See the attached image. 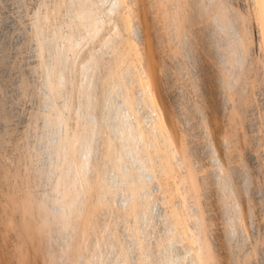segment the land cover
Listing matches in <instances>:
<instances>
[{"label":"rangeland","instance_id":"obj_1","mask_svg":"<svg viewBox=\"0 0 264 264\" xmlns=\"http://www.w3.org/2000/svg\"><path fill=\"white\" fill-rule=\"evenodd\" d=\"M21 2H19V0H0V31H2V32H0V43H2V45L0 44V53L1 54H5L4 56L6 57V58H8V60H6L5 59V57L2 55L1 56V54H0V63L2 62V64H0L1 66H5V68H3V67H1V69H0V138L2 139V140H0V173H2V171H3V173H6L8 176H9V178L7 177V175L6 174H0L1 176H0V201H2V203L4 204H2L3 206H5V204L7 205V204H9V203H11L10 205H11V207H10V205H8L9 207H7L6 206V209H5V211L6 212H4V209H3V212H2V205H1V202H0V216H2L3 214V216L2 217H0V238H1V240L2 239H4L5 241H6V243L9 241V243H8V245H9V247L7 246L6 247V243H5V241L4 240H0V244H2V245H0V256L2 257V262H1V258H0V264L1 263H4V264H22V262L24 261V263L23 264H25V263H28V261H29V263L31 264V263H33L34 261V263L35 264H43L44 262H45V264H48V262H49V259H47L51 254H49L50 252H49V249L47 248L48 246H49V241L50 240H48L47 241V238H50L49 237V235H47V233H45L46 235H47V238H46V235L45 236H42V239H41V234H43L44 235V230H43V233H41V232H39L40 233V240H39V238H37L36 236H37V233H38V230H42V228H41V224L42 223H40L39 224V221H41V220H39V217H36V216H38V214L37 213H34L33 211H32V209L33 210H35L36 208H35V206H32L33 204H35L36 205V201L34 202V200H33V195H31V194H34V197H35V195H36V197H35V199H39V201H38V203H40V201L44 198V196L46 197V194L48 195V196H50L49 197V199H48V197H46V199L48 200H44L45 201V204H42L43 203V200L41 201L42 203H41V205H47V206H45V209H46V207H47V209L49 208L50 210L49 211H51L50 212V214L55 210V206L54 205H56V208L58 207V208H60V209H62V207L64 208L65 206L67 207V209H69V204H71L69 201L71 200V198L73 197V196H75L76 195V191L77 192H81L82 190H80L81 188H83V191L81 192V193H83L81 196H80V199H82L83 200V198H84V200L85 199H89L90 198V195H91V199H93L92 198V194H91V192H90V194H88L89 192H88V190H87V186L86 185H88L91 181H88V180H94L95 179V177H96V171H97V167H99L100 165H101V162H99V160L98 159H100V161H104L102 158H104V154L102 153H99L101 150H103V148L105 147V141L104 140H102V139H104V137H106L107 135H108V133H107V131L105 130V128H104V126H103V124L100 122L101 120H102V118H101V116L100 115H98V113L100 114V112L97 110V112H96V110H94V109H92V108H90V106L88 105V99H86V98H88L87 97V93H86V89L88 88L89 89V86H91L92 84H95V86L94 85H92V86H94V87H96V92L97 93H99V92H101V90H102V87H101V85H100V83L98 82V81H100L99 79L100 78H98L99 76H94V75H92V74H94V73H97V75L99 74V72H100V77L102 76L103 77V75H104V73H106L107 72V66L109 67L110 66V64H111V61H112V59L111 58H109L110 56L112 57L113 55H111L112 54V49H113V46L112 45H114L115 44V42L116 41H114V40H116L117 38H115L118 34H120L121 32L123 33V30H122V28H121V26H120V24H119V19H117V17L119 16V15H121L122 13H123V11L125 10L124 8H125V5H124V2L126 1V0H92V6H94L95 8H94V10L95 11H93L94 13H96V14H94V15H96V17H97V20H98V22H95L96 21V17L95 16H93V22L95 23V24H93L92 23V21H91V26H90V24L89 23H87L86 24V22L87 21H83V24L85 23L86 25H85V27H84V25L83 24H81V22H79V19L81 18V17H79V15L77 16V14L78 13H76V12H78L75 8H74V10L75 11H72V8H70V6L68 5L70 2L69 1H71V0H65V1H67V2H65V3H67V5H68V7L70 8H68V9H66L67 7V5H65L64 4V2H61V0H44L43 2H42V0H20ZM55 1H56V3H59L60 2V4H62L61 5V7L60 8H62V9H57V6H58V4H57V6H55ZM62 1H64V0H62ZM127 1H129V0H127ZM134 1V0H133ZM132 0L130 1V3H131V5L134 7V10L137 12L136 13V15H138L139 16V14L141 15L140 16V18L142 17V13L143 12H141L140 13V11H142L143 10V8L145 9V12H146V16L147 17H149V19H148V21L149 20H151V22H148L149 24V30H150V32H151V34L154 36L152 39H153V44H154V48H155V46H156V49H155V53H157V59H158V61H160L161 62V64H162V73H163V76H161V79L163 78V84L166 86V88H165V86H164V89L166 90L165 91V94H167V93H170V94H168V95H166L167 96V98H168V102L170 103V106H172L173 105V107H171L172 109H174L173 111L175 112V115H178L177 117H179V119H180V121L178 120V118H177V120L179 121L178 122V124L180 123V125L182 126V127H180V128H183L182 129V132H183V134L185 133V135H183V136H185V138L184 139H186L185 141H188L186 144H188L189 146H186V147H188L187 148V154L188 155H184L181 151H176L177 153H176V156H175V159H176V164L175 165H177L176 167L178 168L179 167V163L180 162H182L181 164H180V166L182 165V166H184V167H182L183 169H181V167H179L178 168V170L177 171H179V176L180 177H178L179 179L181 178V176L183 177L185 174V178H186V180L188 179V181H187V183L185 182V185L186 186H183V187H181L180 185V188H181V190H182V193H184L183 191H184V187H185V189H187L186 190V193H185V195H187V196H183L182 194V198H183V200H185V201H183L182 200V202L184 203L185 202V204H183V206H187V208L185 207V211H186V213H187V215L188 216H190V218L188 219V220H190V228H192V231L194 230V229H196L195 230V233H194V231L193 232H190V235H192V234H198V235H196L195 236V240H194V235L193 236H191V237H193L192 239H193V241H194V246H195V251H194V248L193 249H182L184 252H185V250H187V251H190V252H185V255L184 256H182L183 258L186 256L187 257V254L188 253H190L191 255L193 254L194 256L199 252V254H197L196 255V258H198V259H196L193 255V257L196 259V260H198L197 261V263L196 264H210L211 262H214L215 261V259L214 258H216L215 257V254H216V256L219 258H216V261L215 262H219L220 260H222L220 263H218V264H264V75H263V73H264V60L262 61V59L264 58L263 57V54L261 53V54H259L258 52L259 51H257V49L254 47V46H252V45H256V43L254 44L253 42L254 41H256V39H255V37H254V35H251L252 34V32H253V29H252V26H251V24H250V22L252 23L253 21H251V20H253V18H251L250 17V13H251V11H250V13H249V8L247 7V6H245V5H243L241 2H243V0H216V2H217V4H218V2H222V3H219L221 6H224V4L225 5H227V12H229V10L231 11V12H229V13H231V16H233L232 18H233V20H234V23L236 24V30L238 31V29H240L238 32H237V34H238V37H239V39H240V41H238L239 43L238 44H242V42H244V40H245V38H246V36H247V34H249V33H247L248 32V30H249V32H251L250 33V37H248V38H246V44H245V46H247V49L248 50H250V54H246L247 56H244V61H243V63H246V64H248V65H246V64H244V65H246V69L244 70L242 67H244V66H242L241 67V65H243V63L241 64V65H239L238 63V65H236L235 64V62L233 61V60H231L230 58H231V56L230 55H232V59H234V57H233V54H231L230 53V49L228 50V46H230V44L228 43V42H226L225 41V37H227L228 38V36H227V34L226 33H224V31H222V30H220L221 31V33H218V34H216V35H218V36H216V35H214L213 34V32H211V31H213V29H214V27H215V16H216V14H217V11H218V5H216L215 6V0L213 1L212 0V2H214L213 4L210 2L211 0H209V1H207V0H205L206 1V3H204L203 2V0H155V2L156 1H159V2H161V1H163V3L161 4V3H159L158 4V2H156L157 3V5H156V3L154 2V0H153V2H152V0H142L141 2L142 3H144V4H142L141 2H140V0H138V2L136 1H134L135 3H138V4H136V5H134L135 3L133 2ZM224 1H226L225 3H224ZM13 2V3H12ZM72 2H73V0L71 1V4H72ZM202 2V5L204 4H207V5H201L200 3ZM15 3H17V4H15ZM51 4V7H54L53 8V10H55V8L57 9V10H59V12L61 13L62 12V14H60L57 10H55L54 12H53V10H51L50 8L48 9L46 6H43V4L45 5V4ZM75 3V2H74ZM126 3V2H125ZM139 3H141V4H139ZM210 3H211V5L213 6L214 5V8L212 7V6H210ZM46 4V5H47ZM59 4V5H60ZM223 4V5H222ZM14 5V6H13ZM54 5V6H53ZM137 5H139V7L141 8V10L140 9H137V8H139V7H137ZM143 5H145V6H143ZM210 7H209V6ZM230 5V7H228ZM232 5V6H231ZM65 6V7H64ZM72 6H74V5H72ZM146 6H148V7H146ZM234 6V8H232ZM59 7V6H58ZM64 7V8H63ZM75 7V6H74ZM217 7V8H216ZM244 7H245V9H244ZM203 8V9H202ZM208 8H209V10H208ZM229 8H231V9H229ZM47 9V11H45ZM147 9H149V10H147ZM205 9V10H204ZM210 9H211V12H210ZM214 9H215V11L216 12H212V11H214ZM232 9H236L234 12L232 11ZM248 9V10H247ZM49 10H51V12H49ZM63 10V11H62ZM140 10V11H139ZM206 12V10H208L209 11V13H208V11H207V13L208 14H210V17L211 18H213L212 20H210V17L208 16V14L206 15L204 12ZM43 11H45V12H49L48 14H46L45 12L44 13H42ZM55 12L57 13V14H55ZM73 12H75V13H73ZM122 12V13H121ZM147 12H148V14H149V12H150V14L148 15L147 14ZM240 12H241V14L243 15V17L242 16H240L241 14H240ZM42 14V16L44 15V14H46V15H44L45 17L44 18H46V22H48V21H50V22H52L51 24H50V22H48V23H46L45 22V19L44 18H42V16H40L41 14ZM52 13V14H51ZM121 13V14H120ZM216 13V14H215ZM236 13H238V14H236ZM248 13V14H247ZM49 14H51L52 15V17L53 16H58L59 14V16L56 18V19H54V20H52L53 18H55V17H51V15H49ZM54 14V15H53ZM234 14H235V16L237 17V15L240 17H234ZM48 15V16H47ZM75 15H76V19H77V17H78V19L75 21L74 19H75ZM206 15V16H205ZM214 15V16H213ZM244 15H246V17L244 16ZM2 16V17H1ZM50 17V18H49ZM120 17V16H119ZM118 17V18H119ZM153 17V18H152ZM206 17H208V18H206ZM251 18V20H250V18ZM39 18V19H38ZM40 18H42L43 20H41ZM49 18V20H47ZM74 18V19H73ZM239 18V19H238ZM246 20V25H249V26H246V28L248 27V29H246L245 27H244V25L245 24H243V23H245L244 21V19ZM36 19V20H35ZM37 19H38V22H37ZM94 19H95V21H94ZM13 20V21H12ZM39 20L40 21H43V24H44V22H45V24L43 25V26H45V27H41V26H38V23H39V25H41L40 23H42V22H39ZM74 20V21H73ZM116 20H117V22L118 23H116ZM214 20V22H212ZM9 21V22H8ZM72 21L74 22V24H75V22H78V23H76V25H81V27L83 26V28H82V30L81 29H77V28H75L76 27V25H74L73 23H72ZM82 21V20H81ZM90 21H88V22H90ZM35 22H36V24H35ZM9 23V24H8ZM12 23V25H14L13 27H12V25H10ZM20 24V27L18 28V26H19V24ZM97 23V24H96ZM98 23H99V25H98ZM4 24H5V26H4ZM18 24V25H17ZM70 24H73V26H75V27H73L72 25H70ZM117 24H119V26L117 25ZM239 24H241L240 25V28H238L239 27ZM253 24V23H252ZM37 25V26H36ZM50 25V26H49ZM79 25V26H80ZM87 25L89 26V27H91V28H93L94 29V27H93V25H96L95 27V34H93L94 33V30L93 29H91V28H89V27H87ZM150 25H152V26H150ZM213 25V29H211L212 26ZM242 25H243V27H242ZM34 26H36L35 28H34ZM72 27V28H71ZM81 27H79V28H81ZM98 27H100V28H98ZM250 27V28H249ZM47 28V29H46ZM74 28V29H73ZM152 28V29H151ZM42 29H43V31H42ZM45 29V30H44ZM75 29L78 31H76L77 32V34H76V32H74L75 31ZM91 29V30H90ZM98 29L100 30V32H98ZM118 29H121L120 30V33L118 32V31H116V30H118ZM244 30V32H245V37L243 36V33L244 32H242V35L239 33V32H241V30ZM252 29V30H251ZM46 30H49L47 33H45V31ZM71 30H73V32L75 33V35H77V36H75V35H73L74 33L71 31ZM79 30H81L80 31V33H79ZM93 30V31H92ZM41 32V33H38V34H35V33H37V32ZM54 31V32H53ZM97 31V32H96ZM115 31V32H114ZM6 32V33H5ZM55 32H58V33H55ZM93 32V33H92ZM114 33V35H113V37L114 38H112V36H110L112 39V41H111V43H108V47H106V41H105V39H104V41H105V43L103 42V39L102 38H106V36L107 37H109V35L108 34H111V33ZM210 32V33H209ZM217 32H219V31H217ZM8 33V34H7ZM43 33V34H42ZM50 35H49V34ZM60 33V34H59ZM78 33H79V35H78ZM98 33V34H97ZM213 34V37L214 36H216V37H214V39H213V37H212V34ZM222 33H224V34H222ZM247 33V34H246ZM7 34V35H6ZM41 34H42V36H41ZM48 34V35H47ZM61 34H63L64 35V37L61 35ZM219 34H222V36H224V40H223V44L221 43V41L222 40H220V38L221 39H223V37H221ZM46 35H47V37L48 36H52V37H50V38H48V39H50V40H48V39H46L47 37H46ZM57 35V36H56ZM61 35V36H60ZM69 35V36H68ZM70 35H73V36H75V37H72V36H70ZM97 35V36H96ZM239 35H241L242 37H240ZM7 36V37H6ZM41 36V37H40ZM56 36V37H55ZM60 36V37H59ZM68 36V38H66V37ZM105 36V37H104ZM220 36V37H219ZM249 36V35H248ZM253 36V37H252ZM42 38V39H44V40H47L48 41V43L45 41L44 42V40H43V42L41 43L40 41H42V39H40V38ZM55 37V38H54ZM59 37V38H58ZM61 37L63 38V39H65V40H63V39H61ZM76 37H79L78 39H76ZM95 37V38H94ZM100 37H102L101 39H102V42H101V39H100ZM110 37L107 39V41H109V39H110ZM38 38H39V41H38ZM51 38H53L54 40H53V42L51 41ZM58 38V39H57ZM138 40H137V39ZM242 38L244 39V40H242ZM255 40H254V39ZM12 41H11V40ZM55 39H56V41H55ZM68 39V40H67ZM73 39H75V41L76 40H78V41H80V43L79 42H75V41H73ZM99 39H100V42H101V44L103 45L104 44V47L106 48V50H107V48H108V50L111 52H108V51H105V49H103V47L101 46L100 47V45L101 44H99ZM140 39L142 40V35H140V38H139V35L137 36H135V40H136V42L137 43H139L140 42ZM251 39H253V40H251ZM61 41L60 43H59V41ZM70 40V41H69ZM213 40H215L214 42H212ZM220 40V41H219ZM249 40V41H248ZM49 41H51V43H53V44H51ZM63 41H65L66 43H68L67 44V46H66V43L65 42H63ZM139 41V42H138ZM156 41V42H155ZM217 41V42H216ZM218 41L221 43V45H220V43H218ZM250 41H253L252 43L250 42ZM55 42H56V47H55ZM73 42V43H72ZM114 42V43H113ZM248 42V43H247ZM8 43V44H7ZM43 43H45L46 44V47L44 48V46H45V44H43ZM75 43V44H74ZM187 43L189 44V45H187ZM41 44L42 45H44V46H42L41 47ZM50 45V48H49V50L51 49V47L54 49L55 48V50L53 51V53L52 52H49V50H47L46 51V53H45V50L46 49H48L47 47ZM61 44V45H60ZM71 44H74V46L72 45L71 47H69V45H71ZM111 44V45H110ZM191 44V45H190ZM216 45V47L217 48H219V49H217L216 47H214L215 45ZM227 44H229L228 46H227ZM240 44V45H241ZM258 44V43H257ZM218 45H220V46H218ZM222 45H224V48H225V52H224V48H223V46ZM232 45H235V44H232ZM250 45H251V49H250ZM2 46V47H1ZM54 46V47H53ZM57 46H62V47H57ZM66 46V47H65ZM78 46V47H77ZM191 46V47H190ZM249 46V47H248ZM9 47V48H8ZM12 47V48H11ZM72 47H75V48H72ZM111 47V48H110ZM185 47H186V49H185ZM187 47H188V49H187ZM193 47V48H192ZM227 47V48H226ZM254 47V48H253ZM3 48V49H2ZM44 48V49H43ZM59 50H58V49ZM66 48H68V49H66ZM242 48V47H241ZM9 49V50H8ZM52 49V50H53ZM103 49V50H102ZM191 49V50H190ZM243 49V48H242ZM254 49H256V50H254ZM2 50H4V51H2ZM16 50H17V52H16ZM44 50V51H43ZM58 50V51H57ZM64 50V51H63ZM68 50V51H67ZM157 50V51H156ZM188 51V52H186V51ZM193 50V51H192ZM216 50H217V52H216ZM218 50H220V51H218ZM248 50H246V47H245V50L243 49V51H245V53L248 51ZM8 53H7V52ZM43 51V52H42ZM51 51V50H50ZM56 51V52H55ZM102 51H105L106 52V54H105V52L103 53ZM191 51H192V53H191ZM222 51V52H221ZM227 51H229V53L227 52ZM252 51L254 52V51H257V52H254V54L252 53ZM6 52V53H5ZM11 52H13V53H11ZM15 52V53H14ZM54 52H55V54H54ZM59 54H58V53ZM92 53V52H94V53H96L95 55H92V54H94V53H92L91 55H90V57L88 56V54L89 53ZM110 53V56H108L109 54L108 53ZM191 54H190V53ZM216 52V53H215ZM221 52V53H220ZM57 53V54H56ZM64 53V54H63ZM65 53H67L66 55H65ZM97 53H102V54H100L99 56H102L103 54H105V56H107V57H105V56H102V58H100L99 56H98V54ZM188 53V54H187ZM226 53V54H225ZM228 53V54H227ZM245 53H244V55H245ZM248 53V52H247ZM17 54V55H16ZM54 54V55H53ZM158 54H159V56H158ZM190 54V55H189ZM222 54V55H221ZM230 54V55H229ZM52 55V56H51ZM57 55L58 56H60V55H63V57L60 59L59 57H57ZM227 55H229V57H227ZM53 56H54V61H53ZM66 56H68V57H66ZM96 58H95V57ZM220 56H221V58H220ZM226 56V57H225ZM98 57L100 58V59H98ZM106 59H105V58ZM160 59H159V58ZM224 58V60H222L223 58ZM263 57V58H262ZM3 60H2V59ZM15 58V59H14ZM66 58V59H65ZM92 58V59H91ZM195 58V59H194ZM219 58V59H218ZM247 58H248V60H247ZM50 59H51V61H50ZM56 59V60H55ZM221 59V60H220ZM60 62H62L61 64L59 63V61ZM70 60V61H69ZM227 60H230V61H233V63H234V65H236V66H234L233 64H230V61L229 62H227ZM11 63H10V62ZM97 61H102L103 62V64L101 63H98ZM217 63H216V62ZM221 63H220V62ZM4 62H5V64H4ZM17 63L16 65L17 66H19L18 68H16V65H13V64H15V63ZM226 62V63H225ZM248 62V63H247ZM263 63V65H261L262 63ZM9 63V64H8ZM46 63L48 64H50V65H46ZM52 63H54V64H52ZM88 63V64H87ZM216 63V64H215ZM224 63L226 64L225 66H224ZM229 65H228V64ZM91 64V65H90ZM216 65V67H215V65ZM13 65V66H12ZM62 65L63 66H65L66 65V68H71V69H66L65 67H64V69H65V71H63V69L61 70V68H62ZM93 65V67H91ZM94 65H96L95 67H94ZM107 65V66H106ZM233 66L234 68H231V69H229L230 68V66ZM45 66V67H44ZM53 66V67H52ZM60 66V67H59ZM86 66H88V67H86ZM238 66V67H237ZM240 66V67H239ZM8 67V68H7ZM13 67V69L12 70H10L11 68ZM47 67H49V69H47ZM59 67V68H58ZM89 67H90V69H89ZM262 67H263V69H262ZM10 68V69H9ZM51 68H52V71H51ZM53 68H54V70H53ZM58 70H57V69ZM102 68V70H100L99 71V69H101ZM223 68V69H222ZM225 68H226V70H225ZM237 68H239V70H238V73H237ZM3 69V70H2ZM14 69H17V70H15L14 71ZM23 71V75H22V71ZM87 70V74H86V70ZM96 70V72H93L92 70ZM97 69H98V72H97ZM218 69V70H217ZM228 69L230 70V71H232V72H230V71H228ZM234 69H236V70H234ZM244 71V72H247V69H248V75H247V73H245L244 74V72H242V70ZM48 70L49 71H51L50 73H52V72H54L53 73V77L55 76L56 77V79H55V77L53 78L52 77V75L51 74H49V72H48ZM55 70H56V72H55ZM66 70H68L67 72H66ZM90 70V71H89ZM165 70V71H164ZM224 70L226 71V72H224ZM233 70H234V72H236V75L237 74H239L240 72V74H239V76L241 77L240 79L237 77V78H235V77H233V76H235V73H233ZM263 70V71H262ZM20 71V72H19ZM45 71V72H44ZM57 71H58V73H57ZM60 71H62V72H60ZM88 71H89V73H88ZM102 71H104L103 73H102ZM60 72V73H59ZM66 72V73H65ZM70 72V73H69ZM93 72V73H92ZM165 72V73H164ZM228 72H229V74H228ZM2 73H4V74H2ZM13 73V74H12ZM16 73H17V75L18 76H23V78L24 79H26V80H23L22 78H20V77H18L17 75H16ZM45 73V74H44ZM69 73V74H68ZM161 73V74H162ZM232 75H231V74ZM6 74H7V76H6ZM10 74V76L8 77V75ZM16 75V77L17 78H19V79H15V75ZM26 74V75H25ZM64 74V75H63ZM85 74V75H84ZM101 74H103V75H101ZM242 74V75H241ZM258 74V75H257ZM49 75V76H48ZM61 75H63V76H65L66 78H67V80H66V78L65 77H63V76H61ZM70 75V76H69ZM89 75H90V79H91V82L89 83V84H91V85H89L88 84V82L90 81V79H89ZM165 75H166V77H165ZM227 75H228V78H235V79H237V80H234V81H236L235 83H236V86H233V85H235V83H234V81H233V79H228L227 78ZM247 75V76H246ZM255 75H257V76H255ZM12 76V78H10ZM47 76H48V78H47ZM59 76V77H58ZM85 76V77H84ZM229 76H232V77H229ZM242 76H244V78L242 77ZM255 76V77H254ZM7 77V81L5 80V78ZM26 77V78H25ZM51 77L54 79H51ZM69 77V78H68ZM91 77H93V78H91ZM97 78L96 79V82H98L97 84L96 83H93V82H95V79L94 78ZM223 77H225V78H223ZM3 80H2V79ZM30 79V80H28V79ZM85 78V79H84ZM88 78V79H87ZM227 78V79H226ZM244 80H243V79ZM250 79V81L252 82V83H249L248 84V82H250V81H248L247 80V82H246V79ZM255 78L257 79V80H255ZM14 79V80H13ZM22 79V80H21ZM83 79L84 80H86V81H83ZM94 79V80H93ZM2 80V81H1ZM49 81L48 82V86H47V88H46V86L45 85H47V82L46 81ZM50 80L52 81V83H50ZM59 80V81H58ZM62 80V81H61ZM64 80V81H63ZM66 80V81H65ZM88 80V81H87ZM92 80H93V82H92ZM226 81V80H228V81H226L227 82V84L229 83V81H233V84H228V86L230 87H228V86H226V88H225V86H224V82L223 81ZM240 80V81H239ZM3 81H5V82H3ZM11 81V82H10ZM24 81H26V82H24ZM30 81V82H29ZM46 82L45 83V85H44V82ZM55 81H57L58 83H56ZM69 81V82H68ZM82 81H83V83H82ZM220 81H222V82H220ZM245 81V82H244ZM256 81V82H255ZM21 82V83H20ZM55 82V83H54ZM61 84H60V83ZM64 82V83H63ZM67 82H68V85H66L67 84ZM243 82V83H242ZM24 83H26L24 86H25V88H24V86H23V84ZM28 83V84H27ZM53 83H54V85H53ZM237 83H238V86H237ZM242 83V84H241ZM253 83H254V85H256L255 87H254V85H253ZM256 83V84H255ZM3 84V85H2ZM8 84V85H7ZM10 84H12V85H10ZM17 84H18V86H17ZM20 84V85H19ZM84 84V85H83ZM87 84L89 85V86H87ZM219 84H221L220 86H219ZM239 84H241V86L239 85ZM244 84V85H243ZM247 84V85H246ZM250 84L251 85H253V88H255V90H252L253 88L252 87H250ZM14 85V86H13ZM26 85H27V87H26ZM31 85V86H30ZM50 85V86H49ZM53 85V86H52ZM59 85V86H58ZM62 85H66V86H62ZM81 85V86H80ZM83 85V86H82ZM86 85V86H85ZM217 85V86H216ZM8 87V88H6V87ZM19 86H21V87H19ZM32 87V88H30V87ZM98 86H99V88L101 87V90L99 91V88H98ZM214 86H216L215 87V92H214ZM220 87V89H219V87ZM222 86H224V87H222ZM233 86V87H232ZM250 87V90H252V91H250L249 90V87ZM13 87V88H12ZM15 87H16V90H15ZM19 89H18V88ZM23 87V88H22ZM29 87V88H28ZM56 89H55V88ZM61 88V92H60V88ZM68 87V88H67ZM82 87H83V89H82ZM169 87V88H168ZM222 87V88H221ZM241 87V88H240ZM246 87H248V88H246ZM6 88V89H5ZM10 88V90H8ZM29 89V90H27V89ZM49 88V90L47 91V89ZM52 88H54V89H52ZM98 88V89H97ZM206 88H208V90L206 89ZM219 90H218V89ZM225 88V89H224ZM248 89L249 91H247V90H244V89ZM252 88V89H251ZM24 91H23V90ZM46 89V90H45ZM63 89H67V91L66 90H63ZM85 89V90H84ZM222 89V90H221ZM242 89V90H241ZM6 90V91H5ZM27 90V91H26ZM44 90V91H43ZM54 90H56V93H55V91ZM84 91L85 93V95L83 94V93H81V94H83L84 96H86V98H84V96H83V101L80 99V97H82V95L80 94V91ZM98 90V91H97ZM169 90H170V92H169ZM205 90V91H204ZM212 90V91H211ZM224 90V91H223ZM241 92V91H243L242 93H244V94H241L239 91ZM1 91H2V94H4V95H2L1 94ZM21 91V92H20ZM23 91V92H22ZM54 91V92H53ZM63 91H64V93H65V95L67 96H65L64 95V93H63ZM81 91V92H82ZM206 91H207V94H209V95H212V97L211 96H209V95H207L206 94ZM220 92V95L219 96H217L219 93H217V95L215 94L216 92ZM221 91H222V93L223 94H221ZM246 91V92H245ZM47 92V93H46ZM67 92V93H66ZM212 94H211V93ZM249 92V93H248ZM254 92H256L255 94H254ZM171 93H173L172 95H171ZM253 93V94H252ZM46 94V95H45ZM58 96H57V95ZM62 94L64 95V96H62ZM100 94V93H99ZM139 94H141V93H139ZM138 94V95H139ZM213 94L214 95H216V96H213ZM252 94V95H251ZM81 95V96H80ZM142 95V94H141ZM224 95V96H223ZM245 95H247L248 96V98H246L245 97ZM256 95V96H255ZM3 96V97H2ZM47 98H46V97ZM140 96V95H139ZM171 98H170V97ZM209 96V97H208ZM221 96H223V97H221ZM250 96V97H249ZM251 96H252V98H251ZM140 97H142V96H140ZM174 97V98H173ZM211 97V98H210ZM225 97V98H224ZM245 97V98H244ZM9 98V99H8ZM213 98V99H212ZM221 98V99H220ZM243 98V99H242ZM255 98L257 99L258 98V100L257 101H255ZM86 99V100H85ZM142 99H143V101H144V97H142L141 99H139V101L137 102L138 104H137V107L139 108V106L143 103L144 105H142V106H140V109H138L137 107H135L134 108V110L133 109H130V107L128 106V107H125V110H124V116L126 115V116H129L130 114L129 113H127L126 114V110H128V112H134V114H133V112L131 113V115L128 117V118H125L126 119V121L128 122V124H130L131 123V125L132 124H136V123H138V122H141V123H143L144 125H146L147 126V124H148V126H151V124H152V122H150V121H152V120H150L151 119V115H152V110H150V109H148V107H146L145 106V102H143L142 101ZM223 99V100H222ZM224 99H227V100H225V102H227V104L226 105H224L225 104V102H224ZM244 99H247V100H245V104H244ZM251 101H250V100ZM6 100V101H5ZM81 100V101H80ZM85 101H87V102H85ZM172 101H173V104H171L172 103ZM252 101H253V103H252ZM2 102H3V104H2ZM6 102V103H5ZM9 102V103H8ZM79 102L82 104V105H79ZM85 102V103H84ZM216 102V103H215ZM223 102V103H222ZM4 103H5V105H4ZM14 103V104H13ZM83 103H84V105H83ZM213 105H212V104ZM219 103V105H217ZM247 103H248V105H247ZM250 103V104H249ZM2 104V105H1ZM10 104V105H9ZM51 105V106H49L48 107V105ZM217 105V106H215V108L217 109V111L215 110V108L213 107L214 105ZM13 105V106H12ZM47 105V106H46ZM211 105H212V107H211ZM228 105V106H227ZM247 105V106H246ZM254 105V106H253ZM8 106V107H7ZM89 106V107H88ZM143 106H144V108H143ZM51 107V108H50ZM83 107V108H82ZM88 107V108H87ZM142 107V108H141ZM146 107V108H145ZM209 107H211V108H209ZM217 107H220V109L219 108H217ZM225 107V108H224ZM17 108V109H16ZM47 108V109H46ZM80 108V109H79ZM87 108V109H86ZM127 108V109H126ZM139 110H137V109ZM202 108V109H201ZM214 108V109H213ZM223 110H222V109ZM249 108V109H248ZM251 108H252V110H251ZM5 109V110H4ZM11 109V110H10ZM82 109V110H81ZM129 109H130V111H129ZM136 109V110H135ZM141 109H143V110H141ZM148 109V110H147ZM209 109H211L210 111H209ZM248 109V110H247ZM16 110H17V112H16ZM79 110L80 111H82L81 113L79 112ZM89 110V111H88ZM91 110V111H90ZM94 110V113L96 112L97 113V115H95L92 111ZM141 110V111H140ZM147 110V112H145ZM218 113V116H220L219 117V122H220V130H219V133H217V135H216V133L215 132H213L214 131V129H213V127L212 126H210V129L208 128V130L210 131V132H208V130H207V128L206 127H209V125L211 124L212 125V123H211V119L213 118V114H214V112L215 111ZM219 110V111H218ZM247 112H246V111ZM12 111V112H11ZM88 111V112H90L89 114H90V117H91V119L88 117V120L87 119H83V121H80L82 118L80 117L79 118V116H82L83 118H85V117H87V116H89V114H88V112H87V114L88 115H86V112ZM135 111H138V112H135ZM142 111L145 113V114H148V117H149V115H150V117H149V119L147 120L146 118V115L144 114L143 116H141V114H142ZM150 111H152V112H150ZM203 111V112H202ZM245 111V112H244ZM248 111H249V113H250V115L248 116L247 115V113H248ZM251 111H253V112H251ZM15 112V113H14ZM79 112V113H78ZM85 113V115H84V113ZM141 112V113H140ZM202 112V113H201ZM221 112V113H220ZM244 112V113H243ZM14 115H13V114ZM60 114V117H58L59 116V114ZM93 115H92V114ZM141 116V118L140 117H138V114ZM151 113V114H150ZM211 113H213V114H211ZM7 116H6V115ZM12 114V115H11ZM81 114V115H80ZM133 114V115H132ZM204 114V115H203ZM210 114V115H209ZM220 114V115H219ZM211 115H212V118H211ZM246 115H247V118H246ZM253 115V116H252ZM255 115V116H254ZM4 116H6V117H4ZM63 116V117H62ZM98 116V117H97ZM100 116V117H99ZM144 116L146 117L145 119H146V121H145V119H144ZM96 117V118H95ZM253 117V118H252ZM256 119H255V118ZM13 119V120H11V119ZM48 118V120L49 121H45L46 119ZM58 118V119H57ZM59 118H60V120H59ZM98 118H100L101 120H98ZM226 118V121H224V119ZM5 119V120H4ZM63 121H65V122H63ZM223 119V120H222ZM250 119H254L253 121L252 120H250ZM1 120H2V122H1ZM8 120V121H7ZM58 120V121H57ZM89 120H92V121H89ZM93 120H96V125H95V123H94V125L92 126V124H93ZM182 120V121H181ZM213 120V119H212ZM221 120V121H220ZM251 122H249V121ZM5 121V122H4ZM11 123H10V122ZM91 122L90 123V126H89V122H88V124H86V122ZM100 123V126H103L102 127V129L104 130H102V129H100L99 127V124H98V122ZM135 121H137V122H135ZM222 121H224L223 123H222ZM248 121V122H247ZM56 122H58L57 124H56ZM59 122L61 123V124H59ZM83 122H85V124L86 125H88V127H86V125L85 124H82ZM202 122V123H201ZM227 122V124L225 125L224 123H226ZM253 122V123H252ZM2 123V124H1ZM78 123H80V125L78 124ZM3 124H5V125H3ZM7 124V125H6ZM11 124V125H10ZM57 125V126H55V127H53L54 125ZM202 124V125H201ZM224 124V125H223ZM252 125L251 127H250V125ZM53 127H51V126ZM64 127H63V126ZM82 125V126H81ZM85 125V126H84ZM179 125V126H180ZM222 125L223 126H225V128H227V129H225L224 127L222 128ZM7 126V127H6ZM49 126H50V129H48L49 128ZM60 126V127H59ZM99 126V127H98ZM145 126V127H146ZM148 126H147V128H148ZM3 127V128H2ZM42 127H48L47 128V132H46V129H44L43 128V130H42ZM80 127V129H82L83 131L82 132H84L85 134H86V132H87V130H86V128L90 131L91 130V132H89L88 134H90V135H83L82 133H81V130L80 129H78ZM82 127V128H81ZM84 127H86V128H84ZM135 127V126H134ZM5 128V129H4ZM8 128H10V129H8ZM55 128V130H56V132H59V134H56V132L54 133V131H53V129ZM100 129L101 130V132H98V131H100V130H98V131H96L95 129ZM52 129V130H51ZM60 129V130H59ZM85 129V130H84ZM93 129L95 130L94 132L95 133H93ZM212 129V130H211ZM225 129V130H224ZM49 130V131H48ZM78 130V131H77ZM184 130V131H183ZM207 130V131H206ZM9 133H7V132ZM42 131H45V132H43V134H42ZM54 133V136H53V133ZM60 131H61V133H60ZM102 131H103V133H102ZM186 131V132H185ZM222 131V132H221ZM224 131H225V133L226 134H228L229 136L231 135L232 136V139H231V136L229 137L228 135L225 137V135L226 134H224ZM76 132H78V134L76 133ZM80 132V133H79ZM100 134H105V136L103 135V137H102V135L100 136L98 133ZM213 132V133H212ZM14 133V134H13ZM52 133V134H51ZM73 133V134H72ZM94 135H99L98 137L99 138H97L96 136H93V134ZM211 133H212V135H211ZM43 135V136H40V135ZM56 134V135H55ZM72 134V135H71ZM75 134V135H74ZM219 134H221V135H219ZM6 135V136H5ZM11 135H16L15 137L14 136H12L11 137ZM51 135H52V138H51ZM62 135V136H61ZM80 135H83L84 137H82V136H80ZM47 136H50L49 138L51 139H47L46 137ZM56 136V138H54ZM63 136H65V137H63ZM68 136V137H67ZM71 136V137H70ZM79 136V137H78ZM92 136V137H91ZM207 136V137H206ZM9 137V138H8ZM43 137V139H45V140H43V139H41ZM58 137V138H57ZM76 137H77V139H76ZM81 137V138H80ZM91 137V138H90ZM213 137V138H212ZM221 137H224V138H221ZM233 137H234V139H233ZM6 138V139H5ZM64 138V139H63ZM66 138V139H65ZM70 138V140H68ZM75 139V141L76 142H74V139ZM88 138V139H90V140H88L87 139V141H86V139ZM97 139V141H94V140H96ZM212 138V139H211ZM11 139V140H10ZM14 139V140H13ZM40 139H41V141H40ZM49 141V143H50V145H47L49 148V150L46 148L47 146H46V144H48V141ZM54 139H61V140H65V144H66V142L67 141H70V142H72L74 145V147L73 148H75L76 149V154H75V156L73 155V157H72V155L69 153V152H71V148H70V146H68V145H66L65 146V144H63V145H61L62 143H63V141L62 142H60L61 140H58V141H56V140H54ZM80 139L83 141V140H85V143H82V141H80ZM190 139V140H189ZM208 139H211V140H208ZM214 139V140H213ZM230 139L232 140V141H230ZM17 140V141H16ZM92 140H93V142L95 143H91L92 142ZM103 142H102V141ZM225 140H227V141H225ZM253 140V141H252ZM44 141H47V143L45 144L44 143ZM51 141H53L54 143H52ZM79 141V142H78ZM230 141V142H229ZM6 142H9V143H6ZM10 142H12V143H10ZM16 142V143H15ZM39 142H41V143H39ZM84 142V141H83ZM88 142V143H87ZM103 143V147L101 146V144ZM212 142H215V144H213ZM231 142H232V144H231ZM6 143V144H5ZM39 143V144H38ZM51 143H52V145H51ZM81 143V144H80ZM87 143V144H86ZM89 143H91L92 144V146H91V144L89 145ZM218 143H221V145H219ZM223 143H225V145L223 144ZM227 143H228V145L229 146H231V147H229L228 145H227ZM231 145H230V144ZM11 144H12V146H11ZM17 145V147H16V145ZM42 145V147H44L45 149H47V151H48V153H49V151H50V149L52 150V151H54V152H50L49 153V155L51 154L52 155V157H51V155H50V157H51V159H50V157L48 158V160H46V158L49 156L48 155V153H47V156L45 155V154H43V152L44 153H46L47 151L44 149V148H42L41 147V145ZM45 144V145H44ZM55 144V146H53ZM56 144H59V145H56ZM70 144V143H69ZM77 144V145H76ZM83 144H85L84 146H82ZM192 144V145H191ZM233 144H235L234 145V147H233ZM44 145V146H43ZM237 145V146H236ZM2 146V147H1ZM39 148H38V147ZM52 146V148H50ZM63 146V147H62ZM68 146V147H67ZM78 148H77V147ZM81 147V149H80V147ZM217 146V147H216ZM229 148H228V147ZM10 147V148H9ZM16 147V148H15ZM41 147V148H40ZM86 147V149H83V148H85ZM87 147H91V148H87ZM138 147H140L141 148V146L139 145ZM193 147H195V148H193ZM202 147V148H201ZM1 148H2V150H1ZM18 148V149H17ZM59 148L60 150L58 151L57 149ZM64 148V149H63ZM94 148V149H93ZM148 148H149V146H148ZM209 148L211 149H213V150H209ZM221 148H223V149H221ZM226 148H228L227 150H226ZM232 150H231V149ZM236 148H238V149H236ZM5 151H4V150ZM11 149V150H10ZM35 149H36V151H35ZM38 149H41V150H38ZM43 149V150H42ZM56 149V150H55ZM67 149H69V151H66ZM78 149L80 150L79 152H77L78 151ZM105 149V148H104ZM191 149V150H190ZM253 151H252V150ZM7 150H8V152H7ZM37 150L39 151V153H40V151H42V153H40V154H36L35 152H37ZM61 150H63V151H61ZM85 150H87V152L88 151H90L91 150V152H89L88 153V157H87V152L85 151ZM93 150V151H92ZM194 152H193V151ZM233 150H236V151H234V153H230V151H233ZM248 150H251V151H248ZM84 151V152H83ZM189 151V152H188ZM4 152V153H3ZM56 152H58V154H59V159H57L56 157L58 156V154H57V156L55 157L54 155H56ZM60 152V153H59ZM64 152V153H63ZM66 152H68V153H66ZM80 152H82L84 155H81V154H77V153H80ZM86 152V153H85ZM102 152V151H101ZM214 152V153H213ZM219 152V153H218ZM222 152H224V153H222ZM226 152V153H225ZM238 152V153H237ZM240 152L242 153V154H240ZM38 153V152H37ZM55 153V154H54ZM61 153H63V157H62V155H61ZM190 153V154H189ZM192 153V154H191ZM216 153V154H215ZM20 154V155H19ZM43 155V157L42 156H40V155ZM219 154V155H218ZM227 154H229L228 155V157L226 158L225 157V155H227ZM254 154V155H253ZM7 155V156H6ZM44 155H45V157H44ZM61 155V156H60ZM67 155V156H66ZM70 155V156H69ZM79 157H78V156ZM222 155V156H221ZM232 156V159L231 160H229L230 159V157L229 156ZM242 155H244L245 156V158L246 159H243V157H242ZM249 155V156H248ZM3 156H4V158H3ZM20 156H21V158H20ZM65 156V157H64ZM81 156H83V158L81 157ZM90 156V157H89ZM100 158H99V157ZM186 156V157H185ZM219 156H221L222 158L220 159V157ZM239 156V157H238ZM247 156V157H246ZM17 157H19L20 159H18ZM40 157V159L38 160V158ZM41 157L43 158V159H45V160H43V159H41ZM56 158L57 160H60L61 159V157H62V159H61V161H59V163H58V161H57V163H55V165H52L51 163H54L53 161H55L53 158ZM68 157H72V159L75 157V160L73 159V161L74 162H76V163H74L73 161H71V160H69V159H66V158H68ZM85 157H86V161H84V159H85ZM235 157H236V159H235ZM252 157V158H251ZM7 158H8V160H9V162H7L6 160H7ZM36 158H37V160H36ZM65 158V159H64ZM89 158V159H88ZM182 158H183V160H182ZM184 158H186V160L184 159ZM190 158V159H189ZM213 158H215V159H213ZM229 158V159H228ZM237 158H238V160H237ZM239 158H242V160L241 159H239ZM248 158V159H247ZM254 158V159H253ZM23 159V160H22ZM49 159H50V161H52V162H50L49 161ZM53 159V160H52ZM64 159V160H63ZM78 159H79V161H78ZM82 159V161H80ZM91 159V160H90ZM96 159L98 160V161H96ZM225 159V160H224ZM226 159H228V160H226ZM258 159H259V162H258ZM4 160V161H3ZM19 160H22L21 162H22V165H20L21 163L20 162H17V161H19ZM43 160V161H42ZM64 162H63V161ZM69 160V161H68ZM89 160V161H88ZM179 160H182V161H179ZM215 160V161H214ZM224 160V161H223ZM248 162H247V161ZM250 160V161H249ZM257 160V161H256ZM47 161V162H46ZM48 161L50 162V163H48ZM65 161L67 162V164H69V165H67L66 163H65ZM73 162L72 164H70L71 162ZM95 161V162H94ZM178 161H179V163H178ZM220 161V162H219ZM226 161H228L227 163H226ZM234 161H235V164H234ZM244 161V162H243ZM7 162V163H6ZM11 162V163H10ZM14 162V163H13ZM42 162V163H41ZM44 162V163H43ZM56 162V161H55ZM63 163V165L61 164V163ZM83 162V163H82ZM89 162V163H88ZM98 163V165L97 164H95V163ZM148 162V161H147ZM217 162V163H216ZM241 162H243V163H246V164H243V163H241ZM3 163V164H2ZM9 163V164H8ZM20 163V164H19ZM38 163H40V164H42V165H37ZM86 163V164H85ZM100 163V164H99ZM183 163H184V165H183ZM187 163V164H186ZM216 163V164H215ZM218 163L222 166H220V165H218ZM222 163V164H221ZM230 164V166L228 167V165ZM233 163V164H232ZM239 163V164H238ZM241 163V164H240ZM7 164V165H6ZM14 164L15 166H12V165ZM44 164H45V166H44ZM47 164V165H46ZM52 166H51V165ZM57 164H58V166H57ZM62 165V169L63 170H60L61 168H60V166ZM76 165L75 167H77L76 169H75V167L73 166H71V165ZM80 164V165H79ZM88 164V165H87ZM93 164H95V165H93ZM103 164V163H102ZM185 164L187 165V166H185ZM237 164V165H236ZM254 164V165H253ZM3 167H2V166ZM19 165V166H18ZM64 165L66 166L65 168H64ZM86 165V166H85ZM191 166V167H189V166ZM234 165H236L237 166V168H236V166H234ZM238 165H240V166H242L241 168H239L240 166H238ZM244 165H246V167L244 166ZM4 166H5V168H4ZM6 166H7V168H6ZM22 166V167H21ZM35 166H40L39 168L37 167H35ZM50 166V168L52 167V168H54V169H52L53 171H51V170H49L48 169V167ZM68 166H69V168H68ZM95 166H96V171H95V173H94V170L95 169H93V168H95ZM103 165H101V167H102ZM19 167V168H18ZM23 168V169H26L27 170V173H28V171H29V175L25 172V170H23V169H21V168ZM45 167H47L46 169H47V171H46V169H44ZM81 167H83V168H81ZM87 167V171H85V168ZM104 167H105V165H104ZM193 167V168H192ZM10 168H11V172H10ZM12 168H14V169H12ZM42 168L46 171H42L43 173L45 172V173H47V174H43L42 172H40V173H42L43 175H45V176H43V175H40V173H39V171L40 170H42ZM68 168V169H67ZM74 168V169H73ZM187 168H191V169H187ZM226 169V172L224 171V172H222V170L221 169ZM232 168V169H231ZM246 168V169H245ZM22 170V171H20V172H22V177L25 175L26 176V174H27V176L26 177H28V176H30V178H29V180H27V178L24 176L23 177V179H22V183L23 184H25L24 186L23 185H20V184H22L21 182H20V178H21V176H19L20 175V172H19V170ZM35 169H36V171L37 170H39V171H37L38 172V175H36V173H33V172H35ZM55 169H58V170H60L59 172H58V170L57 171H55ZM67 169V170H66ZM69 169H73V171L72 170H70V171H68ZM80 169H82L81 171H80ZM180 169V170H179ZM196 171H195V170ZM221 171H220V170ZM228 169V170H227ZM235 170V172L232 174V170ZM239 170V171H236V170ZM243 169V170H242ZM7 170V171H6ZM66 170V171H65ZM79 170V171H78ZM184 170V173L182 172ZM186 170V171H185ZM214 170H216V171H214ZM246 170V171H245ZM247 170H249V171H247ZM6 171V172H5ZM8 171H9V173L10 174H8ZM15 171H17L16 172V174H15ZM49 171H51L52 173H50ZM62 171V172H61ZM76 171V172H75ZM180 171H181V173H180ZM220 171V172H219ZM227 171H228V173L230 174V172H231V174H232V176L230 177V178H228V180H229V182H230V187H226L227 189H229V192L227 191V193L226 192H224V191H226V190H224L225 188L223 187V179L224 178H226L227 176H229V175H227L228 173H227ZM64 172H70V173H66V174H68V175H66ZM80 172H83L84 174H82V173H80ZM197 172V173H196ZM222 172V173H221ZM239 172V173H238ZM243 172V174H241ZM248 172H249V174H248ZM15 174V176H14V174ZM19 173V174H18ZM24 173H26V174H24ZM52 174L51 176H50V174ZM64 173V175H62ZM75 174L76 176V179L77 180H80V181H82V182H80V181H78V183H77V180L76 179H74L75 181L73 182V178H74V175L73 174ZM89 173V174H88ZM182 173L184 174V175H182ZM189 173V175L191 174V173H193L192 175H194V177H192V176H189V177H191L190 179L192 180L193 178H195V176H196V179L193 181H190V179L188 178V176H187V174ZM220 173V174H219ZM224 173V174H223ZM227 173V174H226ZM24 174V175H23ZM35 174V175H34ZM72 174V175H71ZM77 174H81V175H77ZM94 174V176H91V175H93ZM219 174V175H218ZM70 175V176H69ZM86 175V176H85ZM87 175H88V178H86L87 177ZM89 175H90V179H89ZM223 175V176H222ZM241 175V176H240ZM13 176V177H12ZM19 176V177H18ZM38 176V178L39 179H42V180H44L43 182L41 181V182H39V180H38V178L36 179V177ZM40 176H43V177H49V178H41ZM64 176V177H63ZM65 176H68V177H66L65 178ZM71 176H73V178H71ZM79 176V177H78ZM85 176V177H84ZM219 176V177H218ZM221 176V177H220ZM239 176V177H238ZM33 177H35V178H33ZM63 177V178H62ZM71 179H70V178ZM238 177V178H237ZM242 177V178H241ZM4 179V181H6L5 180V178H8L9 179V181L7 182H4L3 181V179ZM13 180H12V179ZM17 178H19L18 180H17ZM65 178V179H64ZM92 178V179H91ZM185 178L183 177V179H182V184L184 183V181H186L185 180ZM247 179V181H245L246 179ZM11 179V180H10ZM16 179V180H15ZM36 180V181H34V180ZM49 179V180H48ZM67 179V180H66ZM82 179V180H81ZM154 179L155 178H153L151 181H149V182H151V183H149V185L150 186H154L153 185V183L155 182L154 181ZM178 179V180H179ZM239 179L240 180H243V182L242 181H239ZM46 180V181H45ZM62 180V181H61ZM66 180V181H65ZM69 180V181H68ZM249 180H251V181H249ZM3 181V182H2ZM29 181V182H28ZM234 181V186H233V184H232V182ZM248 181H249V184H248ZM36 182H38V183H35ZM60 182H62V183H60ZM64 182H65V184H64ZM66 182H68V183H66ZM72 182V183H71ZM81 184H80V183ZM87 182V183H86ZM181 182H180V184H181ZM242 182V183H241ZM5 183H7V184H5ZM8 183H10V185L8 184ZM13 183V184H12ZM29 183V184H28ZM35 185H34V184ZM83 183H85V184H83ZM245 183V184H244ZM248 185H247V184ZM5 184V185H4ZM19 184V188L17 187V185ZM38 184V185H37ZM72 184V185H71ZM74 184H76V185H74ZM79 186H78V185ZM82 184L85 186H82ZM147 184H148V182H147ZM152 184V185H151ZM181 184V185H182ZM3 185V186H2ZM6 185H9V186H7L6 188H5V186ZM56 185H58L57 187H56V189H54V187ZM61 185H63V187L60 186ZM75 186V187H72V186ZM146 185V184H145ZM235 188L236 186V188L234 189H232V186ZM236 185V186H235ZM246 188V187H248V188H244L243 186ZM15 186V187H14ZM33 186H34V188H33ZM64 186H65V188H64ZM76 186H77V188H76ZM147 186V188H148V185H146ZM149 186V195H147L146 197H143V199L145 200V203H146V199L148 200L147 202L148 203H146L147 205H150V203L152 202V201H156V202H158L157 204H159V205H161L162 204V202H160V199L162 198V197H160V196H162V193L161 192H159L158 190V192H156V193H158V194H156V195H160L159 197H157L156 195H154V193H155V188L154 187H150ZM221 186V187H220ZM242 186V187H241ZM11 187V188H10ZM12 187H13V189H15L16 187V189L15 190H13L12 189ZM24 188V189H22V188ZM30 187H32V189L30 188ZM60 187V188H59ZM69 188V191L67 190L68 188ZM81 187V188H80ZM250 187V188H249ZM252 187V188H251ZM7 188H8V190H7ZM28 188V190H25V189H27ZM58 188V189H57ZM70 188L74 191V193H75V195L73 194V191L72 190H70ZM78 188H80V189H78ZM85 188V189H84ZM150 188L154 191V193H151V192H153L152 190H150ZM18 189V190H17ZM31 189V190H30ZM52 189H54V190H52ZM62 189H64V190H62ZM66 189V190H65ZM75 189H77L76 191H75ZM219 189V190H218ZM222 189H223V191H222ZM230 189H231V191H230ZM243 189H245V191L243 190ZM10 190V191H9ZM16 190L17 191H20L22 194L24 193L23 191L25 190V193H27V195L26 196H24L25 194H21L20 196H22L21 198H20V196L18 197V195L20 194V192H16ZM23 190V191H22ZM34 190V191H33ZM48 190V191H47ZM85 190H87V193H85L86 191ZM6 191H9V193L8 192H6ZM12 191H14V192H12ZM28 191H30V192H28ZM66 191V192H65ZM85 191V192H84ZM234 191V192H233ZM6 192V193H5ZM33 192H35V193H33ZM65 192V193H64ZM71 193V195L70 194H68V196H66L67 195V193ZM230 192H232V193H230ZM16 195H15V194ZM151 193V194H150ZM230 193V194H229ZM10 194H14V195H11V196H8V195H10ZM42 194V195H41ZM66 194V195H65ZM86 194H88L87 195V197H85L86 196ZM95 194V193H94ZM222 194V195H221ZM227 196H226V195ZM32 196L31 198H28L29 196ZM85 195V196H84ZM154 195V196H153ZM207 195H208V197H207ZM225 195V196H224ZM3 196V197H2ZM8 196V197H7ZM14 196V197H13ZM37 196H38V198H37ZM41 198H40V197ZM89 196V197H88ZM156 196V197H155ZM204 196V197H203ZM229 196V197H228ZM11 197V198H10ZM16 197V198H15ZM26 197V198H25ZM43 197V198H42ZM68 197V198H67ZM94 197H95V199H97L96 197V195H94ZM116 197V198H115ZM114 198L112 197V200H113V203H114V201H119L121 198H120V196H115ZM186 197V199H184ZM188 197V198H187ZM207 197V198H206ZM3 200H2V199ZM9 199L10 200V202L8 201L7 202V200H4V199ZM17 198L19 199V201L17 200ZM22 198H24V200H26L27 201V198H28V200H32L33 202H31V201H27L26 203H30V204H32L31 206H32V208L30 207V204H29V206H27V204L25 205V208L28 210V211H30V212H27V210H26V212H27V217L25 216L26 215V212L24 211L23 213H22V211H21V209L22 208H24V205H23V207H22V205L21 204H23L24 203V201H23V199ZM109 198H111V197H109ZM109 198H106V200H107V203H104V201H99V202H102L103 203V205L105 204H108L109 202L111 203V199H110V201H109ZM118 198V199H117ZM204 198V199H203ZM15 199L17 200V201H15ZM21 199V200H20ZM68 201V202H66V203H68V204H64L63 202L65 201ZM91 199H89V200H86V201H84L83 200V203H84V205H86V204H88V203H91ZM117 199V200H116ZM149 199L151 200V202L149 203ZM206 199V200H205ZM105 200V199H104ZM105 200V201H106ZM229 200H230V202H229ZM4 201V202H3ZM21 201H23V202H21ZM62 203V204H64V205H62V204H60V205H58L60 202ZM63 201V202H62ZM93 202H97V200H92ZM121 202H119V204H118V202H117V205H116V208L117 207H119L120 209H118L117 208V210H116V208L113 210V207L111 206V205H107V207H108V209H106L107 207L106 206H103L101 203H99V202H97L98 204H101V205H97V204H95L96 205V209H94V213L95 212H97V211H99L100 213L101 212H103L101 215H98V214H100V213H96L97 215H95V216H97V217H95L94 219H92L91 221H92V224H91V221H89L88 222V225H89V227H92L93 226V223H94V221L96 222V223H94V227L95 226H103L104 224H105V220H109V222H110V225L112 224L111 223V221L113 222H116V221H118V223L119 224H122V222L125 220L124 218H126L127 220H128V218H129V216H130V222L129 221H127V220H125L127 223H126V225H125V222H123V224L126 226V227H128V228H126V229H124L125 228V226L123 227V226H121V228L119 229V224L116 222V226H115V223L113 222V224H112V226H113V231H114V227H117L118 229H119V231L121 230L122 232H123V235H122V232L121 233H119V231L117 230V231H115V233L117 232L118 234H119V236H118V238L120 239V236L122 235V236H125V237H127L126 239H129L130 238V234H131V232H133L134 234H135V232H137L138 233V231H142V230H144L145 228H149V223L151 224V223H153V222H151V220L153 221V219H151L150 220V222L149 223H143L144 221H146V220H144V219H139V221L136 219H134L135 220V223H136V221H138L137 223H140L141 221H142V225H140L139 226V224H137V226H134V225H136L135 223L133 224V222H134V220H132L133 218H134V216L132 217V215L130 214V207H131V204H130V202H123L122 201V199L120 200ZM162 201V200H161ZM206 201V202H205ZM209 201V202H208ZM233 201V202H232ZM16 202H18V203H16ZM46 202H48L47 204H46ZM116 202H115V204H116ZM123 202V203H122ZM156 202H153V203H156ZM16 203V204H15ZM53 204V209H51L52 207H51V204ZM109 203V204H110ZM122 203V204H121ZM124 203H127V204H125V205H127V207L129 206V204H130V206H129V208L128 209H126L127 207L124 205ZM227 203V204H226ZM228 203L230 204V207H229V205H228ZM12 204H14V206L15 205H17V204H20V205H18L20 208H17V206L16 207H13V205ZM114 204V205H115ZM233 204V205H232ZM49 205V206H48ZM113 205V204H112ZM119 205V206H118ZM125 207H124V206ZM235 206V208H237V209H235L234 207H232V206ZM27 206V207H26ZM61 206V207H60ZM104 207V209L102 208H99V210H98V207ZM109 206H111V207H109ZM138 206H140V205H138ZM226 206H228V207H226ZM66 207L64 208V209H62V210H66ZM83 207H85V206H83ZM115 207V206H114ZM227 208V210H231L230 211V214H233V216L232 215H230L229 214V212H227L226 211V208ZM4 208V207H3ZM10 208H12V210L10 209ZM15 208V209H14ZM17 208V209H16ZM58 208L55 210L56 212L55 213H52V214H56L57 213V210H58ZM110 208V209H109ZM122 208V209H121ZM124 208V209H123ZM230 208H234L235 209V213L237 212V211H239V213H240V215L239 214H235V213H232V212H234V210L233 209H230ZM31 209V210H30ZM46 209V210H47ZM60 209H59V211H60ZM127 210V212H128V210H129V212L127 213H124L123 215H124V217L122 218L121 216H120V214L122 215V210ZM189 210V211H187V210ZM9 210V211H8ZM61 210V211H62ZM95 210H97V211H95ZM102 210V211H101ZM108 210V212H106ZM114 211V212H116V213H118L117 211H119V213L116 215V213H115V216H118V220H117V217H112L111 218V216H114V212H111V211ZM32 211V212H31ZM49 211H47L48 213H49ZM58 211V212H59ZM68 211V210H67ZM195 211H196V213L199 215V216H197L196 217V213H195ZM226 211V212H225ZM1 212H2V215H1ZM15 212V213H14ZM16 212H17V214H16ZM63 212V211H62ZM104 212H105V214H104ZM121 212V213H120ZM123 212H125V211H123ZM193 212V213H192ZM19 213V214H18ZM29 213H32V214H34V216L32 215V214H30L29 215ZM60 213V212H59ZM110 216V217H108L107 216V214ZM113 213V214H112ZM189 213H191V214H189ZM211 213V214H210ZM16 214V215H15ZM112 214V215H111ZM125 214H128V216L127 215H125ZM194 214H195V216H194ZM208 214V215H207ZM210 214V215H209ZM227 214H229V215H227ZM7 215V216H6ZM14 215V216H13ZM21 215V216H20ZM49 215V214H48ZM56 215H60V214H56ZM122 215V216H123ZM201 215H202V217H203V219L201 218ZM239 217H237V216ZM11 216H13L12 217V219H9V217ZM20 216V217H19ZM23 216H25L24 218H23ZM28 216H33V217H35V218H31V217H28ZM51 215H49V217H50ZM101 216H103L102 218H99V217H101ZM105 216H107L108 218H106ZM121 217V219H120V217ZM128 218H127V217ZM225 216H226V218H225ZM7 217V218H6ZM16 217V218H15ZM200 217V220L198 219ZM229 217V218H228ZM237 218V219H235V220H233L234 221V223L236 222V226H234V224L231 222V218ZM3 218V219H2ZM6 218V219H5ZM208 218V219H207ZM232 218V219H233ZM8 219V220H7ZM17 219V220H16ZM21 219V220H20ZM36 220V223H37V225H40L39 227L38 226H36V227H38L39 229L37 230V233H36V236L34 235L33 236V231L32 232H30L31 230H33L35 227V225L34 224H36L35 223V220ZM110 219H112V220H110ZM115 219H116V221H115ZM123 219V221H121ZM194 219H196L197 220V223H196V221L194 220ZM201 219L202 220H204V222H201V223H199V221H201ZM228 219H230V220H228ZM13 220V221H12ZM25 220V221H24ZM27 220V221H26ZM33 220V221H32ZM82 219H80V221H81ZM100 220V221H99ZM199 220V221H198ZM228 220V221H227ZM9 221V222H8ZM31 221L34 223H31ZM83 221V220H82ZM81 221V222H82ZM98 221V222H97ZM121 221V222H120ZM148 221V220H147ZM154 221H155V223H156V225L159 223V225H157V229H154V227L156 228V226H155V223H153V224H151V225H153V227H151V229L149 228V229H147V230H145V232L144 231H142L141 233L139 232V235H140V238H139V236H138V234L136 233L135 235L138 237H136L134 234V237H133V235H131L132 237L131 238H134V239H129L127 242H128V244L126 243H124L125 242V240H124V238L125 237H121L122 238V240H124V241H122L121 239H120V243H122L121 245H120V243H119V239H116L117 238V236L115 237V240H117V242L119 243V245L116 247L117 249V251L118 250H120V251H116V254L117 253H119L120 252V254L122 255L123 253H121V247H122V245L123 246H127V247H129V243H130V247L129 248H124V249H122V250H126V249H131L132 248V244H133V241L132 240H134V244L136 245H134L133 244V246H135L133 249H131V250H134V251H132L131 252V250H130V252H128V250L127 251H125V252H128L129 253V255H131V253H133L134 255H131L132 257L130 258L129 257V255H128V253H127V255H128V259H127V262H128V264L130 263V264H136L137 262H139V263H137V264H144L142 261L144 260V259H142V257L143 258H145L146 259V257H147V255H149V253H147L148 251L147 250H149V252L151 251V252H158L159 253V251H158V248H160V246H162L163 245V247L166 245V243H167V241L169 240V238H167V237H170V234H168L167 232H166V230H163L161 227H159L160 225H163L164 226V224H166V220H165V218H162L161 220H159V221H157L156 219H154ZM230 221V222H229ZM238 221L240 222V223H238ZM12 222V223H11ZM28 222H30L31 223V226L29 227V224H28ZM84 222V221H83ZM102 222V223H101ZM104 222V223H103ZM109 222H108V224H109ZM128 222H129V225H130V223H131V227H135V230H130V229H133V228H130L129 226H128ZM4 223V224H3ZM9 223V224H8ZM16 225H15V224ZM24 223H27V227L25 226V224ZM98 223V224H97ZM106 223H107V221H106ZM162 223H164V224H162ZM195 224V225H193V224ZM200 224V225H196V224ZM9 226H8V225ZM11 224H13L14 225V228L12 227L13 225H11ZM17 224H21L20 226L19 225H17ZM82 224H87V223H82ZM81 224V226L83 227L82 228V231H83V237H84V239L86 238V237H88V238H86L85 240L83 239V237L81 236L80 237V239H79V241L82 239V240H84L83 242H82V240H81V249L82 250H80V251H82V255L84 256L83 257V261H82V263L81 264H83L84 262L86 263V261H87V263L86 264H89L88 262H90V264H95V263H100V264H102V262H104V263H106V264H110V262L111 263H113V261L111 260H108V257L106 256L105 257V254H104V252L106 251V250H109L110 249V244L111 243H109L110 241H112L113 239H114V234H113V239H112V233H114V232H112V230L110 229V227L112 228V226H110V225H108V224H106V226H103V227H108L109 226V228H106L107 229V231L105 230V228H104V230L106 231V235H109V234H111L109 237L111 238V239H106L105 237H106V235H104V233H105V231L103 230V228H101V226L100 227H98L97 226V230H96V228H94V229H92L91 230V228H89L87 225H85V226H83ZM97 224V225H96ZM144 224H146V226L144 225ZM231 224L233 225V228H232V226H231ZM237 224H239V226L237 225ZM91 225V226H90ZM195 226V227H197V228H195V227H193V226ZM205 225H207V226H209L208 228H206V226ZM10 226H11V228H10ZM15 226H16V228H15ZM21 226H22V228H21ZM24 226L27 228V230H29V232L26 230V228H24ZM88 227V229L84 232V230H85V228H87ZM139 226V227H138ZM142 226V227H141ZM202 226V227H201ZM205 226V229H203V227ZM240 227V228H238V229H240L238 232H234V230L235 231H237V228L236 227ZM123 227V228H122ZM136 227H137V229H136ZM144 227V228H143ZM243 229H242V228ZM10 230H9V229ZM19 228H21V229H19ZM29 228H33V229H29ZM93 228V227H92ZM98 228H101L102 230L100 231V229H98ZM116 228V229H117ZM141 228H143L142 230H141ZM152 228H153V230L155 231V233L154 232H152L153 230H152ZM161 230H160V229ZM164 228V227H163ZM194 228V229H193ZM230 228H232V229H230ZM6 229H8V233H7V230ZM11 229H12V231H13V233H12V231H11ZM108 229H110L109 230V232L111 231L112 233H107L108 232ZM115 229V230H116ZM123 229V230H122ZM230 229V230H229ZM241 229H242V231H241ZM1 230H2V232H1ZM4 230V231H3ZM15 230H16V232H15ZM89 230H91L90 232H91V234L93 235V236H91V238H90V236H89V234H90V232L88 233L87 231H89ZM127 231V235H126V231ZM130 230V231H129ZM152 230V231H151ZM162 230H163V232L165 231L166 232V234H165V232L162 234ZM203 230V231H202ZM204 230L206 231L205 233L206 234H204V236H206L207 234H209V237H203L204 238V240H203V238H200L199 236H201L202 237V233H204ZM232 230H233V232H234V236L232 235L233 233H232ZM10 231V232H9ZM25 231L26 232H28V234H27V236H26V234H24L25 233ZM34 231H36V229H34ZM94 231H99L100 233H102V234H100V235H98V232H97V234H95L96 236H94ZM104 233H103V232ZM135 231V232H134ZM146 231H148V232H150V234L148 233V232H146ZM158 231H160V232H158ZM191 231V230H190ZM231 231V234L230 233H228V232H230ZM20 232H21V234H20ZM24 232V233H23ZM130 232V233H129ZM197 232V233H196ZM202 232V233H201ZM242 232V233H241ZM10 233V235H7V234H9ZM30 233H32V235L30 234ZM38 233V234H39ZM87 233V234H86ZM116 233V235H118ZM125 233V234H124ZM129 233V234H128ZM152 233H154L156 236H150ZM199 233H201V234H199ZM227 233V234H226ZM236 233V234H235ZM238 233V234H237ZM17 234V235H16ZM74 234V233H73ZM90 234V235H91ZM121 234V235H120ZM149 234V235H148ZM154 234H152V235H154ZM159 234H162L163 236L162 237H164V238H162L161 237V235H159ZM241 234H243V236L241 235ZM86 235H88V236H86ZM97 235H98V237H100L101 235H102V237H103V235L105 236V237H103V239L101 240V239H99V238H97ZM146 235H147V238H145L146 237ZM164 235H166V237L164 236ZM168 235V236H167ZM239 235V236H238ZM241 235V236H240ZM5 236V237H4ZM30 236H32V237H30ZM128 236H129V238H128ZM141 236H145V237H141ZM149 236H150V238H149ZM238 236V237H237ZM7 237H11V238H8V240H7ZM33 237H36L37 239V243H36V245H35V240L33 239ZM43 237H45V241L43 240L44 238ZM96 238V241H95V238ZM108 236H107V238H109ZM135 237H136V239H138V240H136L135 239ZM162 238V239H158L157 240V238ZM25 238V239H24ZM28 238V239H27ZM75 238H76V236L74 237V240H75ZM92 238H94L93 240L95 241V246H97L96 247V249H97V251L99 252V255H100V257H99V255H97L100 259L99 260H97L98 259V257H96V255H94V249H95V246L92 244V242L94 243V241L92 240ZM101 238V237H100ZM147 239V240H143V239ZM165 238H167L166 240L167 241H165ZM206 238H209V239H211V242L213 243L214 242V244L215 245H213V244H209L208 245V247L207 246H205L206 244H207V241H205V239ZM213 238V239H212ZM215 238V239H214ZM240 238V239H239ZM10 239V240H9ZM31 239V240H30ZM87 239H88V241H87ZM90 239V240H89ZM99 239V240H98ZM164 239V241H163V244L162 243H160L159 242V240H163ZM199 239H202L201 241H200V243L202 242V244L204 243V241H205V243L206 244H204V246H202L201 244H198L199 242H197ZM209 239H208V241H209ZM240 240L241 242H242V244H241V242L240 243H236V242H238V240ZM13 240V242H11ZM18 240V241H17ZM24 240V241H23ZM39 240V241H38ZM104 241V242H101V241ZM146 242L147 244H146V246H147V248L145 247V249H144V245H143V242ZM150 240H152V241H150ZM155 240H157L158 241V243L160 244V246L159 247H155L154 245H155ZM215 240V241H214ZM217 240V241H216ZM235 242H234V241ZM243 240V241H242ZM15 241V242H14ZM21 241V242H20ZM78 241V242H79ZM86 241H87V243H86ZM99 241H100V244L101 243H103L104 244V246L101 244V246H103V249L104 248H106V250H104V252H103V256H102V251H103V249L101 250L100 248H102L100 245H99ZM122 241V242H121ZM135 241L137 242V241H139V243L140 244H142V245H140L138 242L137 243H135ZM11 242V243H10ZM29 242V243H28ZM33 242V243H32ZM38 242H41V244L40 245H38ZM45 242H48V243H45ZM75 242V241H74ZM96 242L98 243V244H96ZM142 242V243H141ZM148 242H153L152 243V245H151V243H148ZM210 242V241H209ZM208 242V243H209ZM210 242V243H211ZM4 243L6 244V245H4ZM31 243V244H30ZM84 243V244H83ZM89 243V245H90V248H91V250L93 251H89L90 253H92V254H90L89 252L88 253H86L89 249V247H88V244ZM93 245H91V244ZM106 243H108V245L106 246ZM158 243H156V245L158 246ZM197 243V244H196ZM217 243V244H216ZM11 244H13V245H11ZM42 244H44V245H42ZM45 244H46V246H45ZM82 244H83V246H82ZM87 246H86V245ZM140 246H139V245ZM154 244V245H153ZM162 244V245H161ZM165 244V245H164ZM220 244V245H219ZM237 244H240V246L242 245V249L240 248V246L239 245H237ZM17 245V246H16ZM22 245V246H21ZM28 245H29V247H28ZM36 246V248L38 247V246H40L42 249H43V251L41 250V248H40V250H36V248L34 247V246ZM38 245V246H37ZM151 245V247H150V249L148 248L149 246ZM198 245V246H197ZM199 245H201V246H199ZM213 247H212V246ZM5 246V247H4ZM35 248H33V247ZM43 246V247H42ZM84 246H86V247H84ZM92 246V247H91ZM98 246H100L99 247V249H98ZM139 246V247H138ZM142 246V247H141ZM231 246V247H230ZM11 247H12V250H11ZM24 247V248H23ZM30 247H32V248H30ZM88 247V248H87ZM94 247V248H93ZM121 249H120V248ZM152 247H154L153 248V250H152ZM163 247H161L160 249L163 251ZM182 247V246H181ZM197 247V248H196ZM198 247H200L201 249H200V251H198L199 250V248ZM203 247L207 250V249H209V251L210 252H212L211 250L213 249V251L214 252H212V256H213V258L211 257V259L210 258H207L206 260H202L201 262H199V259H200V255H203L204 253H205V251L206 250H203ZM210 247L212 248V249H210ZM11 250V251H9V253L7 252L9 249ZM28 248H29V250H28ZM45 248V249H44ZM108 248V249H107ZM119 248V249H118ZM139 248V249H138ZM142 248V249H141ZM24 249V250H23ZM30 249L32 250V251H36V253L34 252V253H32L31 251H30ZM38 249H39V247H38ZM87 249V250H86ZM95 249V250H96ZM147 249V250H146ZM156 249H157V251H156ZM237 249H239L238 251H237ZM15 250H17V251H15ZM19 250V251H18ZM28 250V251H27ZM145 250V251H144ZM160 250V252H162ZM181 250V249H180ZM181 250V251H182ZM231 250H232V253H231ZM257 250V251H256ZM22 251V252H21ZM26 251V252H25ZM31 252V254L33 255V254H35V255H38L37 253L39 252V255L36 257L35 255H33L34 257V259H38L37 261L36 260H34L33 258H32V261L30 260V258L32 257V255H30L29 256V253ZM46 251H47V253L49 254V256L47 257L46 255H48L47 253H46ZM83 251H85V252H83ZM97 251H95V254H98V252ZM114 251H115V249H114ZM144 251V252H143ZM203 253H202V252ZM241 251H242V254H241ZM7 253V254H5V253ZM25 252V253H24ZM97 252V253H96ZM123 252V251H122ZM124 252V254H126ZM136 254H135V253ZM143 252V253H142ZM147 253V255H146V253ZM183 252V253H184ZM192 252H194V253H196V254H194V253H192ZM201 252V253H200ZM235 252V253H234ZM240 252V253H239ZM11 253V254H10ZM23 253V254H22ZM28 253V254H27ZM145 253V254H144ZM214 253V254H213ZM5 254V255H4ZM8 254L9 255H11L10 256V258L8 257ZM12 254H13V256H12ZM21 254V255H20ZM89 256V257H96L97 259V261L95 260V257H94V259L92 258V260H94V261H92V263H91V258L89 259V257L88 258H86L87 256ZM91 256H90V255ZM141 254V255H140ZM190 254H188V257L187 258H184V259H186V264H189V263H192V262H187V261H189V255ZM221 254V255H220ZM222 254H224V255H222ZM238 254V255H237ZM240 254V255H239ZM6 255H7V258H5L6 257ZM25 255V256H24ZM42 255V256H41ZM45 255V256H44ZM112 258H113V255L112 254H109ZM145 255H146V257H145ZM183 255V254H182ZM233 255V256H232ZM235 255V256H234ZM241 255H243V256H241ZM15 256V257H14ZM20 256V257H19ZM29 256V258H27ZM43 256H44V258L47 260V263H46V261L43 259ZM86 256V257H85ZM102 256V257H101ZM136 256H141V262L138 260L139 259V257H138V259L136 260ZM198 256V257H197ZM204 256V255H203ZM225 256V257H224ZM237 256H240L241 257V259H240V257H239V259H238V257ZM36 257V258H35ZM41 257V258H40ZM50 257H52V256H50ZM103 257H105V258H103ZM111 257H109V259H112ZM134 257H135V259H134ZM233 257L236 259H233ZM237 257V258H236ZM249 257V258H248ZM101 258L104 260H101ZM147 258H152V257H147ZM183 258H182V260H183ZM194 258H193V260H192V258H191V256H190V259L195 263L196 261L194 260ZM242 258H243V260H242ZM9 259V260H8ZM17 259V260H16ZM26 259V260H25ZM41 259H43V260H41ZM52 259V258H51ZM188 259V260H187ZM211 260V262L209 263V261H207V260ZM212 259H214V260H212ZM217 259H218V261H217ZM245 259H247V261H249V259L251 260V261H249V262H251V263H249V262H247ZM6 260V261H5ZM15 262H14V261ZM22 260V261H21ZM90 260V261H89ZM102 262H101V261ZM109 261V263L107 262V261ZM167 260H169V262L170 263H168V261L165 263L164 262V264H174V261H175V264H177V262H176V260H172L171 261V259H167ZM190 260V261H191ZM201 260V259H200ZM240 260V261H239ZM42 261V262H41ZM52 261V260H51ZM68 260L66 259L65 260V263L67 262ZM137 261V262H136ZM151 261V260H150ZM154 261V260H153ZM178 261V260H177ZM180 261H181V259H180ZM204 261H206V262H204ZM229 261V262H228ZM6 262V263H5ZM8 262V263H7ZM19 262V263H18ZM38 262V263H37ZM133 262H135V263H133ZM145 263L146 262H148V259H146V261H144ZM155 262V264H159V262L158 263H156V261H154ZM154 262H153V264H154ZM183 262V261H182ZM185 262V261H184ZM183 262V263H184ZM202 262H204V263H202ZM214 262V264H216ZM225 262V263H224ZM233 262V263H232ZM236 262V263H235ZM28 263V264H29ZM33 263V264H34ZM50 263H52V262H50ZM49 263V264H50ZM149 263V262H148ZM147 263V264H148ZM178 263H180V262H178ZM194 263H192V264H194ZM150 264V263H149ZM161 264H163V263H161ZM180 264H182V263H180ZM212 264V263H211Z\"/></svg>","mask_w":264,"mask_h":264},{"label":"bare ground","instance_id":"obj_2","mask_svg":"<svg viewBox=\"0 0 264 264\" xmlns=\"http://www.w3.org/2000/svg\"><path fill=\"white\" fill-rule=\"evenodd\" d=\"M13 1V0H12ZM15 1V0H14ZM17 1V0H16ZM44 0H42V2H43ZM46 1V0H45ZM68 1V0H67ZM67 1H62L61 0V2H64V4L65 5H67ZM72 1V0H71ZM71 1H69L70 3L68 4L69 6H70V8H72V11H75L74 10V8L78 11V12H76V13H78L77 14V16L79 15V17H81L80 19H79V22H81V24H83V21L85 22V21H87L86 22V24L87 23H89L90 24V26L92 25L91 24V21H92V23L93 24H95L94 22H93V16H95L96 17V15H94V14H96V13H94L93 11H95L94 10V6H92V0H73V2H72V4H71ZM94 1V0H93ZM130 1L131 0H129V1H125L124 2V5H125V10L123 11V13L121 14V15H119L118 17H117V19H119V24H120V26H121V28H122V30H123V33L121 32L120 33V30L121 29H118V30H116V31H118L120 34H118L115 38H117L116 40H114V41H116L115 42V44L114 45H112L113 46V49H112V54L111 55H113L112 57L110 56V51L108 50V43H111V39L112 38H114L113 37V35H114V33L112 32L111 34H108L109 35V37L110 36H112V38L110 37V39H109V41H107V39L109 38V37H107L106 36V38H102V37H100V39L102 38L103 39V42L105 43V41L107 42L106 44V47H108L107 48V50H106V48L104 47V44L102 45L101 44V42H102V39H101V42H100V39H99V44H101L100 45V47L102 46L103 47V49H105V51H108V52H110V53H108L109 55L108 56H110L109 58H111L112 59V61H111V64H110V66L108 67L107 65V72L106 73H104V75L103 74H101V75H103V77L101 76L100 77V70H102V68L101 69H99V74L97 75V73H94V74H92V75H94V76H99L98 78H100L99 80L100 81H98L99 83H100V85H101V87H102V90H101V87L99 88V86H98V88H99V91L101 90V92H99V93H97L96 92V87H94L95 86V84H92V85H94V86H92L91 84H89L90 82H91V79H90V75H89V79H90V81L88 82V84L89 85H91V86H89L88 84H87V86H89V89L87 88L86 89V93H87V97L88 98H86V96H84L85 94V92L84 91H80V94L81 93H83V94H81L82 95V97H80V99L82 100L83 99V96H84V98H86V99H88V105L90 106V108H92V109H94V110H96V112H97V110L100 112V114L98 113V115H100L101 116V118H102V120L100 119V118H98V120H101L100 122L103 124V126H104V128H105V130L107 131V133H108V135L106 136V137H104V139H102V140H104L105 141V149L103 148V150H101L99 153H103L104 154V158H102L104 161H100V159H98L99 160V162H101V165H103L102 167H101V165L99 166V167H97L98 169H97V171H96V166H95V168H93V169H95L94 170V173H95V171H96V177L94 176V174L93 175H91V176H94L95 177V179L94 180H88V181H91L88 185H86L87 187V190H88V192L90 191L91 192V194H92V198L93 199H91V195H90V198L89 199H91V203H88V204H86V205H84V203H83V200H84V198H83V200L82 199H80V196L83 194V193H81L82 191H83V188H78V189H80V190H82L81 192L79 191V192H77L78 190L77 189H75V191H76V195H75V193H74V189L72 190L71 188H70V190H72L73 191V194L75 195V196H73L72 198H71V200L69 201L71 204H69V209H67V207H66V210L64 211V210H62V209H64L63 207H62V209H60V208H58V210H57V213L58 214H60V215H56V214H52V213H55L56 211V205H54L55 206V210L50 214V212L52 211H49L50 209V207L47 209V207H46V209H45V206H47V205H41V201L43 200V203L42 204H45V201L47 200L46 199V197H48V199H49V197L50 196H48L47 194H46V197L44 196V198L40 201V203H38V201H39V199H35V197H36V195H35V197H34V194H31V195H33V197L30 195L28 198H33V200H34V202L36 201V205L35 204H30L29 202L28 203H26L27 201H31V202H33L32 200H28V198H27V201L26 200H24V198H22L23 199V201H24V203L23 204H21L22 205V207H23V205H24V208H22L21 209V211H22V213L25 211L26 212V208H25V205L27 204V206H29V204H30V207L32 208V206H35V210H33L32 209V211L34 212V213H37L38 214V216H36V217H39V220H41V221H39V224L40 223H42L41 224V228H42V230H38L39 228V226L40 225H37V223H36V220H35V223L36 224H34L32 221H31V223H33L35 226V228L34 229H36V231H34V229L33 228H29V229H33V230H31L30 232H32L33 233V236L35 235L36 236V233H37V230H38V233L39 232H41V233H43V230H44V235L43 234H41V239H42V236H45L46 234L45 233H47V235H49V237L50 238H47V235H46V238H47V241L48 240H50L49 241V246L47 247L48 249H49V254H51L50 256H52V257H50L49 256V254L47 253V251H46V253L48 254V255H46L48 258L47 259H49V262H48V264L50 263V262H52V263H50V264H81L82 263V261L85 259H83V255H82V251H80V250H82L81 249V243L86 239V238H88V237H86L85 239H84V235H83V231H82V226H81V224L82 223H87V224H85V225H87L88 227H89V225H88V222L89 221H91L92 219H94L95 217H97V216H95V215H97L96 213H100L99 211H97V210H95V211H97V212H95L94 213V209H96L95 207H96V205L95 204H97V205H103V203L102 202H99L101 199V201H104V203H107V200H106V198H109V197H111V198H109V201H110V199H111V203L109 204H104L103 206H106L107 207V205H111L112 207H113V210L116 208V205H117V202H118V204H119V202H121L120 200L122 199V201L123 202H130V204H131V207H130V214L132 215V217L134 216V218L132 219V220H134L135 218L139 221V219L141 218V219H144V220H146V221H144L143 223H149L150 222V220L151 219H153V221L151 220V222H153V223H155V221H154V219H156L157 221H159V220H161L162 218H165V220H166V224H164V223H162V224H164V226L163 225H160L159 227H161L163 230H166V232L168 233V234H170V237H167V238H169V240L167 239V238H165V241H167V243H166V245L163 247V241H164V239L163 240H159V242L160 243H162L161 245L162 246H160V244L158 243V239H162V238H164V237H162L163 235V233L165 232H163V230H162V234H159V235H161V237L160 238H157V240H155V242L156 243H158V246L156 245V243H155V247H159L160 246V248L161 247H163L164 249H163V251L160 249V248H158V251H159V253L158 252H149V250H147L148 252L147 253H149V255H147V253H146V255H147V257H152V258H147L146 257V255H145V257H146V259H148V262L150 263V264H153V262L154 261H156V263H158L159 261V264H161V263H163L164 264V262L166 263L167 261H168V263H170L169 262V260H167V259H171V261L172 260H176V262H177V264H180V263H182V264H186V259H184V258H187L188 257V254H190V253H188L187 254V257L185 256L184 258L182 257V256H184L185 255V252L187 251V250H185V252L183 251L184 249H193L194 248V251L196 250L195 249V246H194V241H193V237H191V236H193L194 234H192V235H190V232H193L194 231V233H195V230L196 229H194L193 231H192V228H190L191 226H190V220H188L189 218H190V216H188L187 215V213H186V211H185V207L187 208V206H183V204H185V202L183 203L182 202V200H183V198H182V195L183 196H187V195H185V193H186V190L187 189H185V187H184V193H182V190H181V188H180V186L181 187H183V186H186L185 185V182L187 183V181H188V179L186 180V178H185V175L183 174L184 173V170L182 171L183 173H182V175H184L183 177L185 178V180L186 181H184V183L182 184V179H183V177L181 176V178L179 179L178 177H180L179 176V171H177L178 170V168L179 167H181V169H183L182 167H184V166H180V164L182 163V162H180L179 163V161H182L183 160V158H182V160H179L178 161V163H179V167L177 168L176 166L178 165H175L176 164V159H175V156H176V153L178 152V151H181L184 155L186 154V155H188L187 154V148L188 147H186V146H189L188 144H186L188 141H185L186 139H184L185 138V136H183V135H185V133L183 134V132H182V129L183 128H180V127H182L181 125H180V123L178 124V122L180 121V119H179V117H177L178 115H175V112L173 111L174 109H172L171 107H173V105L172 106H170V101L168 102V98H167V96L166 95H168V94H170V93H167V94H165V89H164V84H163V78L161 79V76H163V73H162V64H161V62L160 61H158V59H157V53H155V49H156V46H155V48H154V44H153V33L151 34V32H150V28H149V23L148 22H151V20H149L148 21V19H149V17H147L146 16V12H145V9L143 8V10L142 11H140L141 10V8L139 7V5H137V7H139V8H137V9H140L139 11H140V13L141 12H143L142 13V17L140 18V14H139V16L138 15H136V9L134 10V7L131 5V3H130ZM133 1V0H132ZM135 1V0H134ZM133 1V2H134ZM137 2H138V0H136ZM135 1V2H136ZM142 0H140V2H141ZM164 1V0H163ZM163 1H161V2H159V1H156V2H158V4L159 3H163ZM166 1V0H165ZM201 1V0H200ZM205 0H203V2H204ZM207 1H209V0H207ZM214 1V0H213ZM218 1V0H217ZM228 1V0H227ZM231 1V0H230ZM235 1V0H234ZM19 2H21L20 0H19ZM65 2H67V3H65ZM75 2V3H74ZM95 2V1H94ZM134 2V3H135ZM143 2V1H142ZM141 2V3H142ZM152 2H153V0H152ZM154 2H155V0H154ZM155 2V3H156ZM212 4L214 3V2H212V0L210 1ZM226 1H224V3H225ZM232 2V1H231ZM13 3V2H12ZM141 3H139V4H141ZM204 3H206V1L204 2ZM211 3H210V6H212L211 5ZM216 3V4H215ZM215 6L216 5H218L217 7H218V11H217V14H216V16H215V27H214V29H213V25L211 26L212 28L211 29H213V31H211V32H213V34L214 35H216V34H218V33H221V31L220 30H222V31H224V33H226L227 34V36H228V38L227 37H225V41L226 42H228L229 44H230V46H228L229 44H227V46H228V50L230 49V53L231 54H233V57H234V59H232V55H230L231 56V60H235L234 62H235V64L236 65H241L242 63H243V61L246 59H244V56H247L246 54H250L251 52H250V50H248L247 49V46H245V42L247 41L246 40V38H248V37H250V33L252 32H249V30H248V32L247 33H249V34H247V36L245 35V32H244V30L242 29L241 30V32H239L241 35H242V32H244L243 33V36L245 37L246 36V38H245V40L242 38V40H244V42H242V44L240 45V44H238L239 42L238 41H240V39H239V37H238V34H237V32L240 30V29H238V31L236 30V24L234 23V20H233V16H231V13H229V12H231L230 10H229V12H227V5H225L224 4V6H221L219 3H222V2H218V4H217V2H216V0H215ZM243 5H245V6H247L248 8H249V13H250V11H251V15H250V17L251 18H253V20H251V18H250V20L251 21H253L252 23L250 22V24H251V26H252V29H253V32H252V34L251 35H254V37H255V39H256V41H250L251 43L253 42L254 44L256 43V45H252V46H256L255 48L257 49V51H259L258 53L259 54H263V57H264V0H243V2H241ZM1 4V3H0ZM15 4H17V3H15ZM47 4V3H46ZM44 5L43 4V6H46L48 9L51 7V4H47V5ZM57 4H58V6H57ZM60 2L59 3H56V1H55V6H57V9L59 8V9H62V8H60L61 7V5L62 4H60ZM136 4H138V3H135L134 5H136ZM142 4H144V3H142ZM164 4V3H163ZM201 5H202V2L200 3ZM18 5V4H17ZM68 5L66 6L67 8L66 9H68L69 7H68ZM72 5H74V6H72ZM156 5H157V3H156ZM204 5V4H203ZM202 5V6H203ZM205 5H207V4H205ZM204 5V6H205ZM223 5V4H222ZM14 6V5H13ZM19 6V5H18ZM54 6V5H53ZM143 6H145V5H143ZM203 6V7H204ZM209 6V5H208ZM209 6V7H210ZM232 6V5H231ZM65 7V6H64ZM63 7V8H64ZM146 7H148V6H146ZM206 7V6H205ZM213 8H214V5L212 6ZM216 7V8H217ZM228 7H230V5L228 6ZM52 8V9H51ZM50 9L51 10H53V8L54 7H51ZM69 8V9H70ZM232 8H234V6L232 7ZM56 8H55V10H57ZM68 9V10H69ZM203 9V8H202ZM229 9H231V8H229ZM244 9H245V7H244ZM51 10H49V12H51ZM55 10H53V12L55 11ZM147 10H149V9H147ZM205 10V9H204ZM208 10H209V8H208ZM208 10H206V12H204L203 10V12L207 15L208 13H209V11ZM234 9H232V11H233ZM236 10V9H235ZM234 10V11H235ZM45 11H47V9L45 10ZM45 11H43L42 13H44ZM58 12H59V10H57ZM63 11V10H62ZM207 11H208V13H207ZM233 11V12H234ZM49 12H45L46 14H48ZM57 12V13H58ZM210 12H211V9H210ZM213 13L214 12H216L215 11V9H214V11H212ZM56 12H55V14H57ZM60 13V12H59ZM73 13H75V12H73ZM41 14V13H40ZM46 14H44V15H46ZM52 14V13H51ZM51 14H49V15H51ZM60 14H62V12L60 13ZM59 14V15H60ZM147 14H148V12H147ZM149 14H150V12H149ZM148 14V15H149ZM236 14H238V13H236ZM240 14H241V12H240ZM248 14V13H247ZM42 16V14L40 15V16H42V18H44L45 16ZM54 15V14H53ZM58 15V16H59ZM205 15V16H206ZM48 16V15H47ZM56 16V15H55ZM55 16H53V17H55ZM58 16H56L55 18H53L52 17V15H51V17L53 18L52 20H54V19H56ZM208 16L210 17V14H208ZM214 16V15H213ZM240 16H242L243 17V15L241 14ZM245 17H246V15H244ZM2 17V16H1ZM234 17H236L235 16V14H234ZM237 17H239L238 15H237ZM236 17V18H237ZM42 18H40L41 20H43ZM50 18V17H49ZM49 18L47 19V20H49ZM153 18V17H152ZM206 18H208V17H206ZM240 18V17H239ZM238 18V19H239ZM39 19V18H38ZM38 19H37V22H38ZM45 19V22H46V18H44ZM74 19V18H73ZM77 19H78V17H77ZM76 19V15H75V21L77 20ZM213 18H211L210 17V20H212ZM244 19V18H243ZM36 20V19H35ZM73 20V21H74ZM82 20V21H81ZM91 20V21H90ZM245 20V19H244ZM13 21V20H12ZM72 21V23L74 24V22ZM88 21H90V22H88ZM94 21H95V19H94ZM9 22V21H8ZM39 22H42V23H40L41 25H39V23H38V26H43L44 24H45V22H44V24H43V21H40L39 20ZM48 22H50V21H48ZM48 22H46V23H48ZM95 22H98V20H97V17H96V21ZM117 22V20H116V23H118ZM212 22H214V20L212 21ZM245 23H243V24H245L244 25V27L246 28V26H249V25H246V20L244 21ZM52 22H50V24H51ZM76 23H78V22H75V24L74 25H76ZM9 24V23H8ZM19 24V23H18ZM17 24V25H18ZM35 24H36V22H35ZM73 24H70V25H72L73 26ZM85 23L83 24L84 25V27H85V25H86ZM97 24V23H96ZM119 24H117L118 26H119ZM10 25H12V23L10 24ZM80 25V24H79ZM79 25H76V27L75 26H73V27H75V28H77V29H81L82 30V28H83V26L81 27V25L79 26ZM98 25H99V23H98ZM240 25L241 24H239V27L238 28H240ZM4 26H5V24H4ZM14 25H12V27H13ZM37 26V25H36ZM36 26H34V28L36 27ZM50 26V25H49ZM96 25H93V27H94V29L96 28L95 27ZM119 26V27H120ZM150 26H152V25H150ZM20 27V24H19V26H18V28ZM43 27H45V26H43ZM79 27H81V28H79ZM87 27H89L88 25H87ZM242 27H243V25H242ZM1 28V27H0ZM72 28V27H71ZM89 28H91V27H89ZM98 28H100V27H98ZM250 28V27H249ZM47 29V28H46ZM74 29V28H73ZM91 29H93V28H91ZM90 29V30H91ZM93 29V30H94ZM152 29V28H151ZM246 29H248V27L246 28ZM251 29V30H252ZM45 30V29H44ZM81 30H79V33H80V31ZM92 30V31H93ZM42 31H43V29H42ZM49 30H46L45 31V33H47ZM72 32H73V30H71ZM77 30L75 29V31L74 32H76ZM217 31H219V32H217ZM0 32H2V31H0ZM37 32V31H36ZM50 32V31H49ZM54 32V31H53ZM73 32V33H74ZM78 32V31H77ZM77 32H76V34H77ZM97 32V31H96ZM98 32H100V30L98 29ZM115 32V31H114ZM6 33V32H5ZM38 33H41V32H37V33H35V34H38ZM55 33H58V32H55ZM79 33H78V35H79ZM93 33V32H92ZM210 33V32H209ZM224 33H222V34H224ZM8 34V33H7ZM6 34V35H7ZM43 34V33H42ZM42 34H41V36H42ZM49 34V33H48ZM47 34V35H48ZM60 34V33H59ZM93 34H95V30H94V33ZM98 34V33H97ZM212 34V33H211ZM213 34H212V37H213ZM222 34H219L221 37H223V39H221L220 38V40H222L221 41V43L223 44V40H224V36H222ZM1 35V34H0ZM47 35H46V37H47ZM50 35V34H49ZM63 37H64V35L63 34H61ZM60 35V36H61ZM73 35H75V33L73 34ZM73 35H70V36H72V37H75V36H77V35H75V36H73ZM116 35V34H115ZM114 35V36H115ZM138 36L139 35V38H140V35H142V40L140 39V42L139 43H137L136 42V40H135V36ZM241 35H239L240 37H242ZM249 35V36H248ZM40 36V37H41ZM57 36V35H56ZM55 36V37H56ZM59 36V37H60ZM69 36V35H68ZM68 36L66 37V38H68ZM97 36V35H96ZM216 36H218V35H216ZM216 36H214V37H216ZM219 36V37H220ZM7 37V36H6ZM39 37V38H40ZM50 37H52V36H48L46 39H48V38H50ZM54 37V38H55ZM58 37V38H59ZM105 37V36H104ZM214 37H213V39H214ZM253 37V36H252ZM39 38H38V41H39ZM57 38V39H58ZM70 38V37H69ZM68 38V39H69ZM79 37H76V39H78ZM95 38V37H94ZM217 38V37H216ZM251 38V37H250ZM40 39H42V38H40ZM61 39H63L62 37H61ZM67 39V40H68ZM71 39V38H70ZM104 39H105V41H104ZM137 39V38H136ZM249 39V38H248ZM254 39V38H253ZM253 39H251V40H253ZM254 39V40H255ZM11 40V39H10ZM43 40L44 39H42V41H40L41 43L43 42ZM48 40H50V39H48ZM53 38H51V41L53 42ZM63 40H65V39H63ZM111 40V41H110ZM138 40V39H137ZM219 40V41H220ZM12 41V40H11ZM47 42L48 43V41L47 40H44V42ZM51 41H49L50 43H51ZM55 41H56V39H55ZM59 41V40H58ZM62 41V40H61ZM61 41H59V43L61 42ZM66 41V40H65ZM65 41H63V42H65ZM70 41V40H69ZM73 41H75V39H73ZM215 40H213L212 42H214ZM218 41V43H220ZM249 41V40H248ZM75 42H79L80 43V41H78V40H76ZM156 42V41H155ZM217 42V41H216ZM54 43V42H53ZM53 43H51V44H53ZM66 43V42H65ZM73 43V42H72ZM114 43V42H113ZM221 43H220V45H221ZM248 43V42H247ZM1 45H2V43H0ZM8 44V43H7ZM43 44H45V43H43ZM58 44V43H57ZM56 42H55V47H56ZM67 44L68 43H66V46H67ZM75 44V43H74ZM74 44H71V45H69V47H71L72 45L74 46ZM232 44H235V45H232ZM49 45V44H48ZM61 45V44H60ZM111 45V44H110ZM187 45H189L188 43H187ZM191 45V44H190ZM215 45V44H214ZM220 45H218V46H220ZM42 46H44V45H42L41 44V47ZM65 46V47H66ZM223 46V48H224V45H222ZM2 47V46H1ZM46 47V44H45V46H44V48ZM54 47V46H53ZM57 47H62V46H57ZM78 47V46H77ZM191 47V46H190ZM214 47H216V45L214 46ZM245 50V47H246V50H248L246 53H245V51H243V49ZM249 47V46H248ZM253 47V48H254ZM9 48V47H8ZM12 48V47H11ZM43 48V49H44ZM48 49H46L45 50V53H46V51L47 50H49V48H50V45L47 47ZM72 48H75V47H72ZM111 48V47H110ZM193 48V47H192ZM217 48V47H216ZM227 48V47H226ZM3 49V48H2ZM53 48L51 47V51L49 50V52H52L53 53V51L55 50V48L52 50ZM58 49V48H57ZM60 49V48H59ZM58 49V50H59ZM66 49H68V48H66ZM102 49V50H103ZM185 49H186V47H185ZM187 49H188V47H187ZM217 49H219V48H217ZM250 49H251V45H250ZM256 49H254V50H256ZM9 50V49H8ZM57 50V51H58ZM189 50V49H188ZM191 50V49H190ZM2 51H4V50H2ZM44 51V50H43ZM42 51V52H43ZM64 51V50H63ZM68 51V50H67ZM105 51H102L103 53L105 52ZM157 51V50H156ZM186 51V50H185ZM193 51V50H192ZM192 51H191V53H192ZM218 51H220V50H218ZM257 51H254V52H257ZM7 52V51H6ZM5 52V53H6ZM16 52H17V50H16ZM56 52V51H55ZM55 52H54V54H55ZM186 52H188V51H186ZM216 52H217V50H216ZM215 52V53H216ZM222 52V51H221ZM220 52V53H221ZM224 52H225V48H224ZM228 53H229V51H227ZM250 52V53H249ZM254 52L252 51V53L254 54ZM261 52V53H260ZM8 53V52H7ZM11 53H13V52H11ZM15 53V52H14ZM58 53V52H57ZM56 53V54H57ZM92 53H94V52H92ZM91 52L88 54V56L90 57V55L92 54ZM190 53V52H189ZM190 53V54H191ZM227 53V54H228ZM244 53H245V55H244ZM1 54V53H0ZM47 54V53H46ZM53 54V55H54ZM59 54V53H58ZM64 54V53H63ZM67 53H65V55H66ZM96 53H94V54H92V55H95ZM98 54V56L100 55V54H102V53H97ZM105 54H106V52H105ZM105 54H103L102 56H105ZM188 54V53H187ZM189 54V55H190ZM226 54V53H225ZM3 54H1V56H2ZM5 55V54H4ZM3 55V56H4ZM17 55V54H16ZM68 55V54H67ZM222 55V54H221ZM229 55H227V57H229ZM0 56V57H1ZM52 56V55H51ZM96 56V55H95ZM94 56V57H95ZM102 56H99L100 58H102ZM158 56H159V54H158ZM5 57V56H4ZM57 57H59L60 59L63 57V55H60V56H58L57 55ZM66 57H68V56H66ZM98 57V59H100ZM105 57H107V56H105ZM104 57V58H105ZM226 57V56H225ZM248 57V56H247ZM262 57V58H263ZM64 58V57H63ZM96 58V57H95ZM159 58V57H158ZM220 58H221V56H220ZM223 58V57H222ZM249 58V57H248ZM248 58H247V60H248ZM2 59V58H1ZM5 59L6 60H8V58H6L5 57ZM15 59V58H14ZM66 59V58H65ZM92 59V58H91ZM106 59V58H105ZM160 59V58H159ZM195 59V58H194ZM219 59V58H218ZM3 60V59H2ZM56 60V59H55ZM221 60V59H220ZM222 60H224V58L222 59ZM264 60V58L262 59V61ZM50 61H51V59H50ZM53 61H54V56H53ZM59 61V60H58ZM70 61V60H69ZM230 60H227V62H229ZM233 61H230V64H233L234 65V63H233ZM10 62V61H9ZM98 63H102L103 64V62L102 61H97ZM216 62V61H215ZM220 62V61H219ZM245 62V61H244ZM264 62V61H263ZM11 63V62H10ZM15 63V62H14ZM59 63L61 64L62 62H60L59 61ZM217 63V62H216ZM215 63V64H216ZM221 63V62H220ZM226 63V62H225ZM224 63V66L226 65ZM238 63V64H237ZM248 63V62H247ZM262 63V62H261ZM0 64H2V62L0 63ZM4 64H5V62H4ZM9 64V63H8ZM17 63H15V64H13V65H16ZM52 64H54V63H52ZM88 64V63H87ZM214 64V65H215ZM228 64V63H227ZM244 64H246V63H243V65H241V67L242 66H244V67H242L244 70L246 69L245 67H246V65H248V64H246V65H244ZM12 65V66H13ZM46 65H50L49 63L47 64L46 63ZM91 65V64H90ZM229 65V64H228ZM236 65H234V66H236ZM261 65H263V63L261 64ZM1 66V65H0ZM20 66V65H19ZM19 66H17L16 65V68H18ZM96 65H94V67H95ZM1 67H3V68H5V66H1ZM1 67H0V69H1ZM21 67V66H20ZM45 67V66H44ZM53 67V66H52ZM60 67V66H59ZM58 67V68H59ZM64 67L66 68V65L65 66H63L62 65V68H61V70L63 69V71H65V69H64ZM86 67H88V66H86ZM91 67H93V65L91 66ZM215 67H216V65H215ZM238 67V66H237ZM240 67V66H239ZM264 67V66H263ZM263 67H262V69H263ZM8 68V67H7ZM69 68V67H68ZM68 68H66V69H68ZM231 68H234L232 65L230 66V68L229 69H231ZM10 69V68H9ZM13 69V67L10 69V70H12ZM47 69H49V67H47ZM57 69V68H56ZM69 69H71V68H69ZM68 69V70H69ZM89 69H90V67H89ZM223 69V68H222ZM228 69V71H230ZM3 70V69H2ZM15 70H17V69H14V71ZM21 70V69H20ZM50 70V69H49ZM48 70V72H49V74H51L52 75V77H53V73L54 72H52V73H50L51 71H52V68H51V71H49ZM53 70H54V68H53ZM58 70V69H57ZM68 70H66V72L68 71ZM86 70V69H85ZM92 70V69H91ZM162 70V71H161ZM218 70V69H217ZM225 70H226V68H225ZM224 70V72H226ZM232 70V69H231ZM234 70H236V69H234ZM234 70H233V73H235V76H233V77H235V78H241L240 76H239V74L241 73H239V74H237L236 75V72H234ZM238 70H239V68H237V73H238ZM242 70V69H241ZM22 71V70H21ZM70 71V70H69ZM90 71V70H89ZM89 71H88V73H89ZM93 72H96V70L94 71V70H92ZM165 71V70H164ZM240 71V70H239ZM263 71V70H262ZM20 72V71H19ZM45 72V71H44ZM55 72H56V70H55ZM60 72H62V71H60ZM59 72V73H60ZM65 72V73H66ZM92 72V73H93ZM97 72H98V69H97ZM104 71H102V73H103ZM230 72H232V71H230ZM242 72H244L243 70H242ZM248 69H247V72H244V74L245 73H247V75H248ZM22 73V75H23V71L21 72ZM57 73H58V71H57ZM70 73V72H69ZM68 73V74H69ZM162 73V74H161ZM165 73V72H164ZM232 73V74H233ZM1 74V73H0ZM2 74H4V73H2ZM13 74V73H12ZM45 74V73H44ZM86 74H87V70H86ZM228 74H229V72H228ZM231 74V73H230ZM231 74V75H232ZM15 75V74H14ZM16 75H17V73H16ZM16 75H15V79L17 78L16 77ZM26 75V74H25ZM64 75V74H63ZM63 75H61V76H63ZM85 75V74H84ZM88 75V74H87ZM242 75V74H241ZM246 75V76H247ZM258 75V74H257ZM257 75H255V76H257ZM263 75H264V73H263ZM6 76H7V74H6ZM10 76V74L8 75V77ZM18 76V75H17ZM49 76V75H48ZM48 76H47V78H48ZM70 76V75H69ZM237 76V77H236ZM254 76V77H255ZM18 77H20V76H18ZM51 77V79H53ZM59 77V76H58ZM63 77H65V76H63ZM85 77V76H84ZM94 78L95 79V82H93V80H92V82L93 83H98V82H96V79L97 78ZM165 77H166V75H165ZM229 77H232V76H229ZM243 78H244V76H242ZM10 78H12V76L10 77ZM20 78H22L23 80H26V79H24L23 78V76H21ZM26 78V77H25ZM66 78V77H65ZM69 78V77H68ZM91 78H93V77H91ZM223 78H225V77H223ZM227 78H228V75H227ZM226 78V79H227ZM235 78H228V79H233V81L234 80H237V79H235ZM242 78V79H243ZM2 79V78H1ZM17 79H19V78H17ZM16 79V80H17ZM21 79V80H22ZM28 79V78H27ZM49 79V78H48ZM55 79H56V77H55ZM85 79V78H84ZM83 79V81H86V80H84ZM88 79V78H87ZM245 79V78H244ZM243 79V80H244ZM258 79V78H257ZM256 78H255V80H257ZM3 80V79H2ZM1 80V81H2ZM5 80L7 81L8 79H7V77L5 78ZM14 80V79H13ZM28 80H30V79H28ZM54 80V79H53ZM66 80H67V78H66ZM65 80V81H66ZM247 80L248 81H250V79L248 78V79H246V82H247ZM27 81V80H26ZM26 81H24V82H26ZM46 81V80H45ZM59 81V80H58ZM62 81V80H61ZM64 81V80H63ZM83 81H82V83H83ZM88 81V80H87ZM223 81V80H222ZM222 81H220V82H222ZM226 81H228V80H226ZM226 81H223L224 82V86L227 84V82ZM233 81L231 82V81H229V83L230 84H233ZM240 81V80H239ZM3 82H5V81H3ZM11 82V81H10ZM28 82V81H27ZM30 82V81H29ZM44 82V81H43ZM47 82V85H45V83ZM46 82H44V85L46 86V88H47V86H48V82L49 81H46ZM56 83H58L57 81H55ZM54 82V83H55ZM69 82V81H68ZM68 82H67V84L66 85H68ZM236 81H234V83H235ZM245 82V81H244ZM256 82V81H255ZM21 83V82H20ZM50 83H52V81L50 80ZM54 83H53V85H54ZM60 83V82H59ZM64 83V82H63ZM228 83V84H229ZM243 83V82H242ZM241 83V84H242ZM249 83H252L251 81L250 82H248V84ZM26 83H24L23 84V86L25 85ZM28 84V83H27ZM61 84V83H60ZM228 84L226 85V86H228ZM229 84V85H230ZM241 84H239L240 86H241ZM256 84V83H255ZM3 85V84H2ZM8 85V84H7ZM10 85H12V84H10ZM20 85V84H19ZM52 85V86H53ZM66 85H62L63 87L64 86H66ZM84 85V84H83ZM82 85V86H83ZM221 84H219V86H220ZM244 85V84H243ZM247 85V84H246ZM253 85H254V83H253ZM253 85H251L250 84V87H252L253 88ZM1 86V85H0ZM14 86V85H13ZM17 86H18V84H17ZM31 86V85H30ZM29 86V87H30ZM50 86V85H49ZM55 86V85H54ZM59 86V85H58ZM81 86V85H80ZM86 86V85H85ZM167 86V85H166ZM166 86H165V88H166ZM217 86V85H216ZM216 86H214V92L216 91L215 90V87ZM218 86V87H219ZM224 86H222V87H224ZM226 86H225V88H226ZM233 86H236V83H235V85H233ZM232 86V87H233ZM237 86H238V83H237ZM256 85H254V87H255ZM6 87V86H5ZM19 87H21V86H19ZM26 87H27V85H26ZM28 87V88H29ZM221 87V88H222ZM229 87V86H228ZM231 87V86H230ZM229 87V88H230ZM242 87V86H241ZM240 87V88H241ZM249 87V86H248ZM248 87H246V88H248ZM250 87H249V90H250ZM6 88H8V87H6ZM5 88V89H6ZM13 88V87H12ZM18 88V87H17ZM23 88V87H22ZM24 88H25V86H24ZM30 88H32V87H30ZM55 88V87H54ZM54 88H52V89H54ZM60 88V87H59ZM62 88V87H61ZM61 88H60V92H61ZM68 88V87H67ZM97 88V89H98ZM169 88V87H168ZM224 88V89H225ZM251 88V89H252ZM1 89V88H0ZM19 89V88H18ZM27 89V88H26ZM56 89V88H55ZM82 89H83V87H82ZM207 90H208V88H206ZM218 89V88H217ZM219 89H220V87H219ZM218 89V90H219ZM227 89V88H226ZM244 89V88H243ZM8 90H10V88L8 89ZM15 90H16V87H15ZM23 90V89H22ZM25 90V89H24ZM23 90V91H24ZM27 90H29V89H27ZM26 90V91H27ZM46 90V89H45ZM49 90V88L47 89V91ZM63 90H66L67 91V89H63ZM85 90V89H84ZM222 90V89H221ZM242 90V89H241ZM244 90H247V91H249L248 89H244ZM252 90H255V88H253ZM252 90H250V91H252ZM6 91V90H5ZM22 91V92H23ZM44 91V90H43ZM55 91V93H56V90H54ZM53 91V92H54ZM98 91V90H97ZM205 91V90H204ZM212 91V90H211ZM224 91V90H223ZM239 91V90H238ZM21 92V91H20ZM169 92H170V90H169ZM240 92V91H239ZM243 91H241L240 93L241 94H244V93H242ZM246 92V91H245ZM47 93V92H46ZM63 93H64V91H63ZM67 93V92H66ZM139 93H141V94H139ZM211 93V92H210ZM217 93H219L218 95H217ZM249 93V92H248ZM256 92H254V94H255ZM1 94H2V91H1ZM140 96H142V97H144V101H143V99H142V101L143 102H145V106L146 107H148V109H150V110H152V111H150V112H152V115H151V119L150 120H152V121H150V122H152V124H151V126H148V124H147V126H148V128H147V126L146 125H144L143 123H141V122H138V123H136L135 125L134 124H132L131 125V123L130 124H128V122L126 121V119L125 118H128L130 115H131V113L133 112H128V110H126V114L127 113H129L130 115L129 116H124V110H125V107H130V109H133L134 110V108L135 107H137V102L139 101V99H141L142 97H140ZM173 93H171V95H172ZM206 94H207V91H206ZM212 94V93H211ZM217 96H219L220 95V92H216L215 93ZM221 94H223L222 93V91H221ZM253 94V93H252ZM251 94V95H252ZM2 95H4V94H2ZM46 95V94H45ZM57 95V94H56ZM64 95H65V93H64ZM63 94H62V96H64ZM80 95V96H81ZM207 95H209V94H207ZM216 95H214L213 94V96H216ZM58 96V95H57ZM66 96V95H65ZM209 96H211L212 97V95H209ZM208 96V97H209ZM224 96V95H223ZM223 96H221V97H223ZM247 95H245V97H246ZM256 96V95H255ZM3 97V96H2ZM46 97V96H45ZM67 97V96H66ZM170 97V96H169ZM210 97V98H211ZM244 97V98H245ZM250 97V96H249ZM47 98V97H46ZM171 98V97H170ZM174 98V97H173ZM225 98V97H224ZM246 98H248V96L246 97ZM251 98H252V96H251ZM9 99V98H8ZM85 99V100H86ZM213 99V98H212ZM221 99V98H220ZM243 99V98H242ZM80 100V101H81ZM84 100V99H83ZM82 100V101H83ZM223 100V99H222ZM225 100H227V99H224V102H225ZM245 100H247V99H244V104L246 103L245 102ZM250 100V99H249ZM258 100V98L256 99L255 98V101H257ZM6 101V100H5ZM251 101V100H250ZM85 102H87V101H85ZM84 102V103H85ZM6 103V102H5ZM5 103H4V105H5ZM9 103V102H8ZM84 103H83V105H84ZM216 103V102H215ZM223 103V102H222ZM252 103H253V101H252ZM2 104H3V102H2ZM1 104V105H2ZM14 104V103H13ZM171 104H173V101H172V103ZM212 104V103H211ZM227 104V102H225V104L224 105H226ZM250 104V103H249ZM254 104V103H253ZM10 105V104H9ZM79 105H82L80 102H79ZM139 105V104H138ZM142 105H144L143 103L140 105V106H142ZM213 105V104H212ZM212 105H211V107H212ZM217 105H219V103L217 104ZM216 104L213 106L214 108H215V106H217ZM247 105H248V103H247ZM246 105V106H247ZM13 106V105H12ZM47 106V105H46ZM49 106H51L50 104L48 105V107ZM88 106V107H89ZM135 106V107H134ZM140 106H139V108L138 109H140ZM228 106V105H227ZM254 106V105H253ZM8 107V106H7ZM87 107V108H88ZM145 107V108H146ZM211 107H209V108H211ZM51 108V107H50ZM83 108V107H82ZM86 108V109H87ZM136 108V109H137ZM142 108V107H141ZM143 108H144V106H143ZM213 108V109H214ZM217 108H219L220 109V107H217ZM225 108V107H224ZM17 109V108H16ZM47 109V108H46ZM80 109V108H79ZM127 109V108H126ZM130 109H129V111H130ZM135 109V110H136ZM137 109V110H138ZM147 109V110H148ZM202 109V108H201ZM222 109V108H221ZM249 109V108H248ZM247 109V110H248ZM5 110V109H4ZM11 110V109H10ZM82 110V109H81ZM94 110L92 111L93 113H94ZM141 110H143V109H141ZM140 110V111H141ZM147 110L145 111V112H147ZM211 109H209V111H210ZM215 110L217 111V109L215 108ZM214 110V111H215ZM223 110V109H222ZM251 110H252V108H251ZM89 111V110H88ZM87 111V112H88ZM91 111V110H90ZM139 111V110H138ZM138 111H135V112H138ZM144 111V110H143ZM142 111V114H141V116H143L145 113ZM214 112V114L213 113H211V114H213V118H212V115H211V118L213 119H211V123H212V125L210 124L209 125V127H206L207 128V130H208V128L210 129V126H212L213 127V129H214V131L213 132H215L216 133V135H217V133H219V130H220V122H219V117L220 116H218V113L217 112ZM219 111V110H218ZM246 111V110H245ZM244 111V112H245ZM12 112V111H11ZM16 112H17V110H16ZM79 112L81 113L82 111H80L79 110ZM78 112V113H79ZM86 112V111H85ZM87 112H86V115H88L90 112H88V114H87ZM94 113L95 115H97V113ZM203 112V111H202ZM201 112V113H202ZM243 112V113H244ZM247 112V111H246ZM251 112H253V111H251ZM1 113V112H0ZM15 113V112H14ZM84 113V112H83ZM139 113V112H138ZM137 113V114H138ZM141 113V112H140ZM221 113V112H220ZM13 114V113H12ZM11 114V115H12ZM59 114V113H58ZM92 114V113H91ZM133 114H134V112H133ZM132 114V115H133ZM151 114V113H150ZM250 115V113H249V111H248V113H247V115ZM6 115V114H5ZM14 115V114H13ZM81 115V114H80ZM84 115H85V113H84ZM93 115V114H92ZM135 115V114H134ZM146 115V117L144 116V119L146 118L147 120L149 119V117H150V115H149V117H148V114H145ZM204 115V114H203ZM210 115V114H209ZM220 115V114H219ZM247 115H246V118H247ZM248 115V116H249ZM7 116V115H6ZM6 116H4V117H6ZM99 116V117H100ZM141 116L138 114V117H140L141 118ZM253 116V115H252ZM255 116V115H254ZM58 117H60V114H59V116ZM63 117V116H62ZM82 118L80 121H83V119H87L88 120V117L91 119V117H90V114H89V116H87V117H85V118H83L82 116H79V118ZM98 117V116H97ZM1 118V117H0ZM96 118V117H95ZM177 118H178V120H177ZM253 118V117H252ZM255 118V117H254ZM11 119V118H10ZM58 119V118H57ZM146 119H145V121H146ZM256 119V118H255ZM5 120V119H4ZM11 120H13V119H11ZM59 120H60V118H59ZM62 120V119H61ZM64 120V119H63ZM62 120V121H63ZM223 120V119H222ZM250 120H252V119H250ZM254 120V119H253ZM252 120V121H253ZM8 121V120H7ZM45 121H49L48 120V118L45 120ZM58 121V120H57ZM89 121H92V120H89ZM88 121V122H89ZM182 121V120H181ZM221 121V120H220ZM224 121H226V118L224 119ZM224 121H222V123L224 122ZM249 121V120H248ZM247 121V122H248ZM1 122H2V120H1ZM5 122V121H4ZM10 122V121H9ZM63 122H65V121H63ZM86 122V121H85ZM85 122H83L82 124H85ZM88 122H86V124H88ZM96 122V120H93V124L91 123V122H89V126H90V123L92 124V126L94 125V123ZM98 122V121H97ZM135 122H137V121H135ZM250 122V121H249ZM11 123V122H10ZM58 122H56V124H57ZM62 123V122H61ZM60 122H59V124H61ZM202 123V122H201ZM251 123V122H250ZM253 123V122H252ZM2 124V123H1ZM79 125H80V123H78ZM85 124V125H86ZM98 124H99V126H100V123L98 122ZM225 125L227 124V122L226 123H224ZM223 124V125H224ZM3 125H5V124H3ZM7 125V124H6ZM11 125V124H10ZM54 125V124H53ZM52 125V126H53ZM84 125V126H85ZM95 125H96V123H95ZM180 125V126H179ZM202 125V124H201ZM222 125V128L224 127L225 128V126H223ZM250 125V124H249ZM51 126V125H50ZM50 126H49V128L48 127H42V130H43V128L44 129H46V132H47V128L48 129H50ZM51 126V127H52ZM55 126H57V125H54L53 127H55ZM63 126V125H62ZM82 126V125H81ZM98 126V127H99ZM103 126H100L99 128L100 129H102V127ZM135 126V127H134ZM146 126V127H145ZM252 125H250V127H251ZM7 127V126H6ZM52 127V128H53ZM60 127V126H59ZM64 127V126H63ZM86 127H88V125H86ZM86 127H84V128H86ZM3 128V127H2ZM82 128V127H81ZM228 128V127H227ZM227 128H225V129H227ZM5 129V128H4ZM8 129H10V128H8ZM78 129H80V127L78 128ZM83 129V128H82ZM82 129H80L81 130V133L84 135L85 133L84 132H82L83 130ZM95 129V128H94ZM93 129V133H95L94 131L96 130V131H98V130H100V129H95L94 130ZM224 129V130H225ZM52 130V129H51ZM60 130V129H59ZM85 130V129H84ZM86 130H87V132H86V134L87 135H90V134H88L89 132H91V130L89 131L87 128H86ZM103 130V129H102ZM206 130V131H207ZM212 130V129H211ZM49 131V130H48ZM53 131H54V133L56 132V130H55V128L53 129ZM78 131V130H77ZM104 131V130H103ZM103 131H102V133H103ZM184 131V130H183ZM7 132V131H6ZM43 132H45V131H42V134H43ZM45 132V133H46ZM52 132V131H51ZM98 132H101V130L100 131H98ZM97 132V133H98ZM186 132V131H185ZM208 132H210L209 130H208ZM212 132V133H213ZM222 132V131H221ZM8 133V132H7ZM44 133V134H45ZM48 133V132H47ZM53 133V132H52ZM51 133V134H52ZM54 133H53V136H54ZM60 133H61V131H60ZM77 134H78V132H76ZM80 133V132H79ZM92 133V134H93ZM212 133H211V135H212ZM9 134V133H8ZM14 134V133H13ZM40 135V136H43V135ZM56 134H59V132H56ZM55 134V135H56ZM73 134V133H72ZM71 134V135H72ZM85 134V135H86ZM99 134V133H98ZM101 134V133H100ZM99 134V135H100ZM106 134V133H105ZM105 134H101L102 135V137H103V135L105 136ZM224 134H226L225 133V131H224ZM46 135V134H45ZM75 135V134H74ZM83 135H80V136H82V137H84ZM86 135V136H87ZM98 135V136H99ZM100 135V136H101ZM219 135H221V134H219ZM228 134H226L225 135V137L227 136ZM6 136V135H5ZM12 136H14V135H11V137ZM16 136V135H15ZM14 136V137H15ZM62 136V135H61ZM93 136H96L97 138H99L97 135H94L93 134ZM229 136V135H228ZM231 136V135H230ZM229 136V137H230ZM44 137V136H43ZM43 137L41 138V139H43ZM50 136H47L46 138L48 139ZM63 137H65V136H63ZM68 137V136H67ZM71 137V136H70ZM79 137V136H78ZM88 137V136H87ZM92 137V136H91ZM90 137V138H91ZM207 137V136H206ZM9 138V137H8ZM51 138H52V135H51ZM54 138H56V136L54 137ZM58 138V137H57ZM81 138V137H80ZM213 138V137H212ZM211 138V139H212ZM221 138H224V137H221ZM227 138V137H226ZM6 139V138H5ZM41 139H40V141H41ZM46 139V140H47ZM50 139V138H49ZM64 139V138H63ZM66 139V138H65ZM74 139V138H73ZM76 139H77V137H76ZM86 139V138H85ZM88 139V138H87ZM87 139H86V141H87ZM96 139V138H95ZM211 139H208V140H211ZM225 139V138H224ZM228 139V138H227ZM231 139H232V136H231ZM230 139V141H232ZM233 139H234V137H233ZM0 140H2L1 138H0ZM11 140V139H10ZM14 140V139H13ZM43 140H45V139H43ZM51 140V139H50ZM54 140H56V141H58V140H61V139H54ZM68 140H70V138L68 139ZM88 140H90V139H88ZM101 140V141H102ZM190 140V139H189ZM214 140V139H213ZM17 141V140H16ZM48 141V140H47ZM47 141H44V143L46 142L47 143ZM63 141V143L61 144V145H63V144H65V140H61L60 142H62ZM71 141V140H70ZM70 141H67L66 142V144H65V146L66 145H68V146H70V150H71V152H69L71 155L73 154L74 156H75V154H76V149L75 148H73L74 146V144L72 143V142H70ZM77 141V140H76ZM75 141V139H74V142H76ZM80 141H82L81 139H80ZM84 141V142H83ZM82 141V143H85V140H83ZM91 141V140H90ZM94 141H97V139L96 140H94ZM225 141H227V140H225ZM229 141V142H230ZM253 141V140H252ZM52 143H54L53 141H51ZM79 142V141H78ZM103 142V141H102ZM101 142V143H102ZM6 143H9V142H6ZM5 143V144H6ZM10 143H12V142H10ZM16 143V142H15ZM39 143H41V142H39ZM38 143V144H39ZM45 143V144H46ZM52 143H51V145H52ZM70 143V144H69ZM88 143V142H87ZM86 143V144H87ZM92 144L94 143L93 142V140H92V142H91ZM91 143H89V145L91 144ZM213 144H215V142H212ZM42 144V143H41ZM40 144V145H41ZM44 144V145H45ZM81 144V143H80ZM92 144H91V146H92ZM95 144V143H94ZM219 145H221V143H218ZM224 145H225V143H223ZM230 144V143H229ZM231 144H232V142H231ZM230 144V145H231ZM1 145V144H0ZM16 145V144H15ZM18 145V144H17ZM17 145H16V147H17ZM43 145V146H44ZM47 145H50V143H49V141H48V144H46V146ZM56 145H59V144H56ZM77 145V144H76ZM85 144H83L82 146H84ZM141 146V148L140 147H138V146ZM192 145V144H191ZM227 145H228V143H227ZM234 145L235 144H233V147H234ZM11 146H12V144H11ZM53 146H55V144L53 145ZM67 146V147H68ZM73 146V147H72ZM101 146L103 147V143L101 144ZM148 146H149V148H148ZM229 146V145H228ZM227 146V147H228ZM237 146V145H236ZM2 147V146H1ZM15 147V148H16ZM38 147V146H37ZM41 147H42V145H41ZM40 147V148H41ZM63 147V146H62ZM77 147V146H76ZM80 147V146H79ZM217 147V146H216ZM229 147H231V146H229ZM228 147V148H229ZM10 148V147H9ZM39 148V147H38ZM42 148H44V147H42ZM47 149L49 148L48 146L46 147ZM50 148H52V146L50 147ZM78 148V147H77ZM87 148H91V147H87ZM193 148H195V147H193ZM202 148V147H201ZM228 148H226V150L228 149ZM18 149V148H17ZM45 149V148H44ZM47 149H45L46 151H47ZM53 149V148H52ZM57 149V148H56ZM55 149V150H56ZM64 149V148H63ZM80 149H81V147H80ZM83 149H86V147L85 148H83ZM94 149V148H93ZM221 149H223V148H221ZM231 149V148H230ZM236 149H238V148H236ZM1 150H2V148H1ZM4 150V149H3ZM11 150V149H10ZM38 150H41V149H38ZM37 150V152H35L36 154H40V153H42V151H40V153H39V151ZM43 150V149H42ZM49 150V149H48ZM58 151L60 150L59 148L57 149ZM66 150V149H65ZM191 150V149H190ZM209 150H213L212 148L210 149L209 148ZM229 150V149H228ZM232 150V149H231ZM252 150V149H251ZM251 150H248V151H251ZM5 151V150H4ZM35 151H36V149H35ZM52 150L50 149V151H49V153L51 152ZM61 151H63V150H61ZM66 151H69V149H67ZM80 150L78 149V151L77 152H79ZM86 152H87V150H85ZM93 151V150H92ZM177 151V152H176ZM193 151V150H192ZM234 151H236V150H233V151H230V153L232 152V153H234ZM253 151V150H252ZM7 152H8V150H7ZM52 152H54V151H52ZM84 152V151H83ZM85 152V153H86ZM89 152H91V150L90 151H88L86 154H87V157H88V153ZM189 152V151H188ZM194 152V151H193ZM4 153V152H3ZM47 153H48V151L46 152V153H44L43 152V154H45L46 156H47ZM49 153H48V155H49ZM60 153V152H59ZM64 153V152H63ZM63 153H61V155H62V157H63ZM66 153H68V152H66ZM68 153V154H69ZM82 152H80V153H77V154H81ZM214 153V152H213ZM219 153V152H218ZM222 153H224V152H222ZM226 153V152H225ZM238 153V152H237ZM55 154V153H54ZM57 154H58V152H56V155H54L55 157L57 156ZM190 154V153H189ZM192 154V153H191ZM216 154V153H215ZM240 154H242L241 152H240ZM20 155V154H19ZM45 155H44V157H45ZM51 155V154H50ZM50 155L46 158V160H48V158L50 157ZM60 155V156H61ZM73 155H72V157H73ZM81 155H84L83 153L81 154ZM219 155V154H218ZM228 155L229 154H227V155H225V157L227 156L228 157ZM254 155V154H253ZM7 156V155H6ZM40 156H42L43 157V155L41 154ZM67 156V155H66ZM70 156V155H69ZM78 156V155H77ZM222 156V155H221ZM221 156H219L220 157V159L222 158ZM244 155H242V157H243ZM249 156V155H248ZM41 157V159H43ZM51 157H52V155H51ZM51 157H50V159H51ZM53 158L54 160L57 158V159H59L58 157H59V154H58V156L56 157V158ZM62 157H61V159H62ZM65 157V156H64ZM72 157L70 158V157H68V158H66V159H69V160H71L72 159ZM76 157V156H75ZM75 157L73 158L74 160H75ZM79 157V156H78ZM82 158H83V156H81ZM90 157V156H89ZM99 157V156H98ZM186 157V156H185ZM226 157V158H227ZM230 157V159L229 160H231L232 159V156L230 155L229 156ZM239 157V156H238ZM247 157V156H246ZM3 158H4V156H3ZM18 159H20L21 158V156H20V158L19 157H17ZM100 158V157H99ZM252 158V157H251ZM5 159V158H4ZM40 159V157L38 158V160ZM50 159H49V161H50ZM52 159V160H53ZM55 160V161H53L54 163H51L52 165H55V163H57V161H58V163H59V161H61V159L60 160ZM65 159V158H64ZM63 159V160H64ZM73 159L71 160V161H73ZM89 159V158H88ZM185 160H186V158H184ZM190 159V158H189ZM213 159H215V158H213ZM228 159H226V160H228ZM235 159H236V157H235ZM239 159H241L242 160V158H239ZM243 159H246L245 158V156L243 157ZM248 159V158H247ZM254 159V158H253ZM1 160V159H0ZM23 160V159H22ZM22 160H19V161H17V162H20L19 164L20 165H22ZM36 160H37V158H36ZM43 160H45V159H43ZM42 160V161H43ZM62 160V161H63ZM68 160V161H69ZM91 160V159H90ZM97 159H96V161H98ZM225 160V159H224ZM223 160V161H224ZM228 160V161H229ZM237 160H238V158H237ZM4 161V160H3ZM7 162H9V160H8V158H7V160H6ZM48 161V163H50V162H52V161H50L49 162ZM70 161V162H71ZM78 161H79V159H78ZM80 161H82V159L80 160ZM84 161H86V157H85V159H84ZM89 161V160H88ZM148 161V162H147ZM215 161V160H214ZM228 161H226V163L228 162ZM247 161V160H246ZM250 161V160H249ZM257 161V160H256ZM6 162V163H7ZM47 162V161H46ZM64 162V161H63ZM74 162V161H73ZM73 162H71L70 164H72ZM95 162V161H94ZM220 162V161H219ZM230 162V161H229ZM244 162V161H243ZM243 162H241V163H243ZM248 162V161H247ZM246 162V163H247ZM258 162H259V159H258ZM11 163V162H10ZM14 163V162H13ZM42 163V162H41ZM44 163V162H43ZM61 163V162H60ZM65 163L67 164V162L65 161ZM74 163H76V162H74ZM83 163V162H82ZM89 163V162H88ZM103 163V164H102ZM217 163V162H216ZM215 163V164H216ZM231 163V162H230ZM240 163V164H241ZM246 163H243V164H246ZM3 164V163H2ZM9 164V163H8ZM40 163H38L37 165H39ZM50 164V165H51ZM62 165H63V163H61ZM60 164V165H61ZM77 164V163H76ZM86 164V163H85ZM95 164H97L98 165V163L96 162ZM95 164H93V165H95ZM100 164V163H99ZM187 164V163H186ZM185 164V166H187ZM222 164V163H221ZM229 164V163H228ZM233 164V163H232ZM234 164H235V161H234ZM239 164V163H238ZM248 164V163H247ZM246 164V165H247ZM7 165V164H6ZM12 165V164H11ZM40 165H42V164H40ZM47 165V164H46ZM51 165V166H52ZM62 165L60 166V168L62 167ZM67 165H69V164H67ZM78 165V164H77ZM80 165V164H79ZM88 165V164H87ZM104 165H105V167H104ZM183 165H184V163H183ZM218 165H220L219 163H218ZM237 165V164H236ZM236 165H234V166H236ZM246 165H244L245 167H246ZM254 165V164H253ZM2 166V165H1ZM12 166H15L14 164L12 165ZM19 166V165H18ZM44 166H45V164H44ZM56 166V165H55ZM57 166H58V164H57ZM72 167L74 166H76L75 164L74 165H71ZM86 166V165H85ZM189 166V165H188ZM221 166V165H220ZM230 166V164L228 165V167ZM238 166H240V165H238ZM243 166V165H242ZM242 166H240L239 168H241ZM248 166V165H247ZM3 167V166H2ZM22 167V166H21ZM20 167V168H21ZM36 168L38 167V166H35ZM40 167V166H39ZM38 167V168H39ZM66 166L64 165V168H65ZM189 167H191V166H189ZM222 167V166H221ZM4 168H5V166H4ZM6 168H7V166H6ZM19 168V167H18ZM47 167H45L44 169H46ZM50 168V166L48 167V169ZM55 168V167H54ZM54 168H50L49 170H51V171H53L52 169H54ZM68 168H69V166H68ZM67 168V169H68ZM77 167H75V169H76ZM81 168H83V167H81ZM193 168V167H192ZM236 168H237V166H236ZM12 169H14V168H12ZM21 169H23V168H21ZM19 170V172L20 171H22V170ZM43 168H42V170H37V171H39V173L40 172H42L43 170H44ZM66 169V170H67ZM74 169V168H73ZM73 169H69L68 171H70V170H72L73 171ZM87 169V167L85 168V171H87L86 170ZM187 169H191V168H187ZM232 169V168H231ZM246 169V168H245ZM23 170H25V172L27 173V170L26 169H23ZM58 169H55V171H57ZM60 170H63L62 168L60 169ZM60 170H58V172L60 171ZM65 170V171H66ZM82 169H80V171H81ZM180 170V169H179ZM195 170V169H194ZM220 170V169H219ZM222 170V172H226V169L224 170L223 168L221 169ZM220 170V171H221ZM228 170V169H227ZM240 170V169H239ZM238 169L236 170V171H239ZM243 170V169H242ZM7 171V170H6ZM5 171V172H6ZM36 171V169H35V172H33V173H36V175H38V172ZM45 171V170H44ZM46 171H47V169H46ZM45 171V172H46ZM51 171H49L50 173H52ZM79 171V170H78ZM186 171V170H185ZM196 171V170H195ZM214 171H216V170H214ZM219 171V172H220ZM235 172V170L233 169L232 170V174ZM246 171V170H245ZM247 171H249V170H247ZM10 172H11V168H10ZM16 172L17 171H15V174H16ZM43 173V174H47V173ZM54 172V171H53ZM62 172V171H61ZM74 172V171H73ZM76 172V171H75ZM221 172V173H222ZM240 172V171H239ZM238 172V173H239ZM2 173H3V171H2ZM2 173H0V174H2ZM26 173H24V174H26ZM28 173H29V171H28ZM27 173V174H28ZM42 173H40V175H43ZM49 173V174H50ZM55 173V172H54ZM65 174L66 173H70V172H64ZM64 173L62 174V175H64ZM80 173H82V174H84L83 172H80ZM180 173H181V171H180ZM197 173V172H196ZM227 173H228V171H227ZM226 173V174H227ZM3 174H6V173H3ZM8 174H10L9 173V171H8ZM14 174V173H13ZM15 174H14V176H15ZM19 174V173H18ZM22 172H20V175L19 176H21V180L19 179V178H17V180L19 179L20 180V182L22 183V179H23V177L25 176L24 174V176L22 177ZM27 174H26V176H27ZM73 174V173H72ZM71 174V175H72ZM89 174V173H88ZM193 173H191L190 175H189V173L187 174V176H188V178L190 179L191 177H189V176H192V177H194V175H192ZM220 174V173H219ZM218 174V175H219ZM224 174V173H223ZM232 174H231V172H230V174L228 173L227 175H229V176H227L226 178H224L223 179V187L225 188L224 190H226L228 187H230L229 185H230V182H229V180H228V178H230L231 176H232ZM241 174H243V172L241 173ZM245 174V173H244ZM243 174V175H244ZM248 174H249V172H248ZM7 175V174H6ZM29 175V174H28ZM35 175V174H34ZM48 175V174H47ZM52 174H50V176H51ZM66 175H68V174H66ZM74 175V178H73V176H71V178H73V182L75 181L74 179H76V175L75 174H73ZM77 175H81V174H77ZM1 176V175H0ZM18 176V177H19ZM25 176V177H26ZM39 176V175H38ZM38 176L36 177V179L38 178ZM43 176H45V175H43ZM43 176H40L41 178H49V177H43ZM53 176V175H52ZM70 176V175H69ZM82 176V175H81ZM86 176V175H85ZM84 176V177H85ZM197 176V175H196ZM196 176H195V178H193L192 180L194 181L195 179H196ZM223 176V175H222ZM241 176V175H240ZM7 177L9 178V176L7 175ZM13 177V176H12ZM64 177V176H63ZM62 177V178H63ZM66 177H68V176H65V178ZM79 177V176H78ZM219 177V176H218ZM221 177V176H220ZM239 177V176H238ZM237 177V178H238ZM8 178H5V180L7 181H9V179ZM27 178V180H29V178H30V176H28V177H26ZM33 178H35V177H33ZM64 178V179H65ZM70 178V177H69ZM70 178V179H71ZM86 178H88V175H87V177ZM153 178H155L154 179V183H153V185L154 186H150L149 185V183H151L153 180ZM242 178V177H241ZM3 179V178H2ZM12 179V178H11ZM10 179V180H11ZM50 179V178H49ZM48 179V180H49ZM78 179V178H77ZM76 179V180H77ZM89 179H90V175H89ZM92 179V178H91ZM179 179V180H178ZM246 179V178H245ZM248 179V178H247ZM247 179L245 180V181H247ZM13 180V179H12ZM16 180V179H15ZM34 180V179H33ZM38 180H39V182H43L44 180H42V179H39L38 178ZM67 180V179H66ZM65 180V181H66ZM82 180V179H81ZM152 180V181H151ZM191 179H190V181H192ZM3 181H4V179H3ZM2 181V182H3ZM6 181H4V182H6ZM7 181V182H8ZM34 181H36V180H34ZM46 181V180H45ZM62 181V180H61ZM69 181V180H68ZM78 181H80V180H77V183H78ZM83 181V180H82ZM82 181H80V182H82ZM149 181H151V182H149ZM239 181H242L243 182V180H240L239 179ZM249 181H251V180H249ZM249 181H248V184H249ZM29 182V181H28ZM76 182V181H75ZM79 182V183H80ZM147 182H148V184H147ZM180 182H181V184H180ZM241 182V183H242ZM35 183V182H34ZM33 183V184H34ZM36 183H38V182H36ZM35 183V184H36ZM44 183V182H43ZM60 183H62V182H60ZM66 183H68V182H66ZM72 183V182H71ZM87 183V182H86ZM234 183V181L232 182V184ZM5 184H7V183H5ZM4 184V185H5ZM9 185H10V183H8ZM13 184V183H12ZM29 184V183H28ZM34 184V185H35ZM39 184V183H38ZM37 184V185H38ZM64 184H65V182H64ZM81 184V183H80ZM79 184V185H80ZM83 184H85V183H83ZM82 184V186H84ZM148 185V188H147V186L146 185ZM245 184V183H244ZM247 184V183H246ZM247 184V185H248ZM9 185H6L5 186V188L7 187V186H9ZM20 185H25V184H20ZM72 185V184H71ZM74 185H76V184H74ZM72 186V187H75V186ZM78 185V184H77ZM78 185V186H79ZM152 185V184H151ZM180 185V186H179ZM250 185V184H249ZM3 186V185H2ZM55 186V185H54ZM58 185H56L55 187H54V189H56V187H57ZM60 186V185H59ZM62 187H63V185H61ZM60 186V187H61ZM81 186V185H80ZM149 186L150 187H154L156 190H155V193H154V191L150 188V190H152L153 192H151V193H154V195H156V194H158L159 192H161L162 193V196H160V197H162L161 199H160V202H162V204L161 205H159V204H157L158 202H156V201H152L151 202V200L149 199V203H150V205H147L146 203H148L147 201V199H146V203H145V200L143 199V197H146L147 195H149ZM232 186V185H231ZM233 186H234V184H233ZM232 186V189L234 188ZM236 186V185H235ZM243 186V185H242ZM241 186V187H242ZM15 187V186H14ZM17 187L19 188V184L17 185ZM16 187V188H17ZM59 187V188H60ZM85 187V186H84ZM221 187V186H220ZM227 187V188H226ZM237 187V186H236ZM235 187V188H236ZM244 187V186H243ZM11 188V187H10ZM15 188V189H16ZM22 188V187H21ZM31 189H32V187H30ZM33 188H34V186H33ZM64 188H65V186H64ZM68 188V187H67ZM76 188H77V186H76ZM234 188V189H235ZM245 188V187H244ZM246 188H248V187H246ZM245 188V189H246ZM250 188V187H249ZM252 188V187H251ZM12 189H13V187H12ZM15 189H13V190H15ZM20 189V188H19ZM22 189H24V188H22ZM30 189V190H31ZM54 189H52V190H54ZM58 189V188H57ZM85 189V188H84ZM245 189H243L244 191H245ZM7 190H8V188H7ZM18 190V189H17ZM16 190V192H20V191H17ZM25 190H28V188L27 189H25ZM25 190L23 191L24 193L23 194H25L24 196H26L27 195V193H25ZM62 190H64V189H62ZM66 190V189H65ZM68 191H69V188L67 189ZM87 190H85L84 192L85 193H87ZM159 192H158V191ZM219 190V189H218ZM1 191V190H0ZM10 191V190H9ZM9 191H6V192H8L9 193ZM34 191V190H33ZM48 191V190H47ZM222 191H223V189H222ZM227 191L229 192V189H227L226 191H224V192H226L227 193ZM230 191H231V189H230ZM5 192V193H6ZM12 192H14V191H12ZM28 192H30V191H28ZM66 192V191H65ZM64 192V193H65ZM90 192L88 193V194H90ZM156 192H158V193H156ZM234 192V191H233ZM33 193H35V192H33ZM95 193V194H94ZM150 193V194H151ZM230 193H232V192H230ZM229 193V194H230ZM15 194V193H14ZM14 194H10V195H8V196H11V195H14ZM17 194V193H16ZM15 194V195H16ZM22 193L20 192V194L18 195V197L21 195ZM22 194V195H23ZM68 194H70L71 195V193L69 192V193H67V195L66 196H68ZM88 194H86V196L85 197H87V195ZM182 194V195H181ZM187 194V193H186ZM14 195V196H15ZM42 195V194H41ZM94 195H96L97 197V199H95V197H94ZM120 196V200L119 201H114V203H113V200H112V197L114 198L115 196ZM153 195V196H154ZM222 195V194H221ZM226 195V194H225ZM224 195V196H225ZM7 196V197H8ZM13 196V197H14ZM72 196V195H71ZM157 197H159L158 195H156ZM155 196V197H156ZM227 196V195H226ZM3 197V196H2ZM12 197V196H11ZM10 197V198H11ZM22 196H20V198H21ZM40 197V196H39ZM89 197V196H88ZM204 197V196H203ZM207 197H208V195H207ZM206 197V198H207ZM229 197V196H228ZM16 198V197H15ZM26 198V197H25ZM37 198H38V196H37ZM41 198V197H40ZM68 198V197H67ZM116 198V197H115ZM188 198V197H187ZM209 198V197H208ZM2 199V198H1ZM89 199H85L84 201H86V200H89ZM106 201H105V200ZM118 199V198H117ZM116 199V200H117ZM184 199H186V197L184 198ZM204 199V198H203ZM3 200V199H2ZM4 200H7V202L9 201L10 202V200L7 198H5ZM17 200L19 201V199L17 198ZM16 199H15V201H17ZM21 200V199H20ZM38 200V201H37ZM45 200V201H44ZM65 200V199H64ZM67 200V199H66ZM62 201L64 204L66 203V202H68V201ZM92 200H97V202H99V203H101V204H98L96 201L95 202H93ZM162 200V201H161ZM206 200V199H205ZM23 201H21V202H23ZM48 201V200H47ZM183 201H185V200H183ZM1 202V205L3 204L2 203V201H0ZM4 202V201H3ZM60 202V201H59ZM115 202H116V204H115ZM122 202V203H123ZM153 202H156V203H153ZM206 202V201H205ZM209 202V201H208ZM229 202H230V200H229ZM233 202V201H232ZM16 203H18V202H16ZM15 203V204H16ZM26 203V204H25ZM48 202H46V204H47ZM121 203V204H122ZM11 203H9V204H5V206H3L2 207V212H3V209H4V212H6L5 211V209H6V206L7 207H9L8 205H10ZM49 204V203H48ZM51 204V203H50ZM60 204H62L61 202L58 204V205H60ZM64 204H62V205H64ZM66 204H68V203H66ZM113 204V205H112ZM115 204V205H114ZM125 204H127V203H124V205ZM130 204H129V206H130ZM227 204V203H226ZM13 205V207H16L17 206V208H20L18 205H20V204H17V205H15L14 206V204H12ZM20 205V206H21ZM32 205V206H31ZM123 205V206H124ZM138 205H140V206H138ZM186 205V204H185ZM228 205H229V207H230V204L228 203ZM233 205V204H232ZM231 205V206H232ZM26 206V207H27ZM49 206V205H48ZM53 204H51V209H53ZM83 206H85V207H83ZM111 206H109V207H111ZM115 206V207H114ZM119 206V205H118ZM126 207H127V205H125ZM124 206V207H125ZM129 206L126 208V209H128L129 208ZM10 207H11V205H10ZM61 207V206H60ZM226 207H228V206H226ZM225 207V208H226ZM232 207H234L235 208V206H232ZM16 208V209H17ZM99 208H103L104 209V207H98V210H99ZM118 209H120L119 207H117ZM117 208H116V210H117ZM230 208V209H233L234 210V212H232V213H235V209H237V208ZM11 210H12V208H10ZM15 209V208H14ZM59 209H60V211H59ZM106 209H108V207L106 208ZM110 209V208H109ZM122 209V208H121ZM124 209V208H123ZM122 210L121 212H122V215L124 214V213H126L127 212V210ZM239 209V208H238ZM31 210V209H30ZM63 212H62V211ZM68 210V211H67ZM129 210H128V212H129ZM187 210V209H186ZM9 211V210H8ZM31 211V212H32ZM47 211H49V213L47 212ZM60 213H59V212ZM102 211V210H101ZM111 211V210H110ZM115 211V210H114ZM114 211H111V212H114ZM123 211H125V212H123ZM187 211H189V210H187ZM226 211L227 212H229V214H230V211L231 210H227V208H226ZM225 211V212H226ZM240 211V210H239ZM239 211H237L236 213L237 214H239L240 215V213H239ZM2 212H1V215H2ZM27 212H30V211H28L27 210ZM27 212H26V217H27ZM106 212H108V210L106 211ZM118 213H119V211H117ZM120 212V213H121ZM127 212V213H128ZM15 213V212H14ZM103 212H101L100 214H98V215H101ZM115 213L116 212H114V216H111V218L113 217H117V220L119 219L118 218V216H115ZM118 213H116V215L118 214ZM193 213V212H192ZM195 213H196V211H195ZM235 213V214H236ZM16 214H17V212H16ZM15 214V215H16ZM19 214V213H18ZM24 214V213H23ZM30 214H32V213H29V215ZM51 215L50 217H49V215ZM104 214H105V212H104ZM107 214V213H106ZM113 214V213H112ZM111 214V215H112ZM189 214H191V213H189ZM211 214V213H210ZM209 214V215H210ZM229 214H227V215H229ZM4 215V214H3ZM2 215V216H3ZM33 216H34V214H32ZM121 214H120V216L123 218L124 217V215L122 216ZM125 215H127L128 216V214H125ZM192 215V214H191ZM208 215V214H207ZM230 215H232L233 216V214H230ZM2 216H0V217H2ZM7 216V215H6ZM14 216V215H13ZM12 216V217H13ZM21 216V215H20ZM19 216V217H20ZM25 216H23V218L25 217ZM33 216H28V217H31V218H35V217H33ZM107 216L108 217H110L108 214H107ZM107 216H105L106 218H108ZM119 216V217H120ZM126 216V217H127ZM194 216H195V214H194ZM197 216H199L197 213H196V217ZM235 216V215H234ZM233 216V217H234ZM237 216V215H236ZM4 217V216H3ZM9 217V216H8ZM12 217L10 216L9 217V219H12ZM25 217V218H26ZM103 216H101V217H99V218H102ZM121 217H120V219H121ZM232 217V218H233ZM238 217V216H237ZM240 217V216H239ZM238 217V218H239ZM7 218V217H6ZM5 218V219H6ZM16 218V217H15ZM112 218V219H113ZM128 218V217H127ZM129 218H130V216H129ZM128 218V220L126 219V218H124L125 220H127V221H129L130 222V219ZM201 218L203 219V217H202V215H201ZM225 218H226V216H225ZM229 218V217H228ZM231 218V222L234 224V226H236L235 224H236V220L235 219H237V218H233L232 219ZM3 219V218H2ZM80 219H82L81 221H80ZM109 219V218H108ZM112 219H110V220H112ZM135 219V220H136ZM199 220H200V217L198 218ZM201 219V221H199V223H201V222H204V220H202ZM208 219V218H207ZM8 220V219H7ZM17 220V219H16ZM21 220V219H20ZM97 220V219H96ZM95 220V221H96ZM123 221V219L121 220V221H123V222H125V225H126V221ZM135 220H134V222H133V224L135 223ZM148 220V221H147ZM195 221H196V223H197V220L196 219H194ZM228 220H230V219H228ZM227 220V221H228ZM233 220H235L236 222L234 223V221ZM13 221V220H12ZM25 221V220H24ZM27 221V220H26ZM94 221V223H96ZM100 221V220H99ZM106 221H107V223H106ZM115 221H116V219H115ZM120 221V222H121ZM138 221H136V223L138 222ZM192 221V220H191ZM9 222V221H8ZM98 222V221H97ZM105 222V224L103 225V226H106V224H108V222H109V220H105L104 221ZM103 222V223H104ZM114 222V221H113ZM113 222L111 221V223L113 224ZM117 223H118V221H116ZM116 222H114L115 223V226H116ZM123 222H122V224H119V229L121 228V226H123L124 224H123ZM129 222H128V226L130 227V228H133V229H130V230H135V227H131L130 225H131V223H130V225H129ZM230 222V221H229ZM12 223V222H11ZM30 222H28V224H29ZM31 223L29 224V227L31 226ZM90 223V222H89ZM94 223H93V228L92 227H89V228H91V230L92 229H94V228H96V230H97V226H95L94 227ZM102 223V222H101ZM135 223V224H136ZM153 223H151V224H153ZM196 224V225H200V224ZM205 223V222H204ZM238 223H240L239 221H238ZM4 224V223H3ZM9 224V223H8ZM7 224V225H8ZM15 224V223H14ZM25 224V226L27 227L28 225H27V223H24ZM91 224H92V221H91ZM112 224L110 225V222H109V224L108 225H110V226H112ZM137 224H139V226L140 225H142V221L140 222V223H137ZM137 224L136 225H134V226H137ZM150 223L148 224L149 225V228L151 229V227H153V225H151ZM193 224V223H192ZM11 225H13V224H11ZM16 225V224H15ZM17 225H19V224H17ZM21 225V224H20ZM19 225V226H20ZM83 226H85L84 224H82ZM124 225V226H125ZM145 226H146V224H144ZM157 225H159V223L157 224ZM157 225H156V223H155V226H156V228L154 227V229H157ZM193 225H195V224H193ZM192 225V226H193ZM238 226H239V224H237ZM9 226V225H8ZM24 226V228H26ZM36 226H38V227H36ZM86 226V227H87ZM91 226V225H90ZM101 226V225H100ZM100 226H98V227H100ZM103 226H101V228H103V230H104V228L105 227H103ZM123 226V227H124ZM138 226V227H139ZM206 226V228H208L209 226H207V225H205ZM205 226L203 227V229H205ZM231 226H232V228H233V225L231 224ZM236 227L237 228V231H235L234 230V232H238L240 229H238V228H240V227ZM13 228H14V225L12 226ZM88 227L87 228H85V230H84V232L88 229ZM122 227V228H123ZM142 227V226H141ZM147 227V226H146ZM164 227V228H163ZM193 227H195V226H193ZM202 227V226H201ZM10 228H11V226H10ZM15 228H16V226H15ZM21 228H22V226H21ZM21 228H19V229H21ZM101 228H98V229H100V231L102 230ZM106 228H109V226L108 227H106ZM105 228V230L107 231V229ZM115 229L117 228V227H114ZM126 228H128V227H126L125 226V228L124 229H126ZM144 228V227H143ZM143 228H141V230L143 229ZM148 227L147 228H145L144 230H142V231H144L145 232V230H147V229H149ZM195 228H197V227H195ZM232 228H230V229H232ZM235 228V227H234ZM233 228V229H234ZM242 228V227H241ZM9 229V228H8ZM8 229H6L7 230V233H8ZM110 229L112 230L113 229V226H112V228L110 227ZM110 229H108V232L107 233H112V232H114V233H112V235L111 234H109V235H106V231H105V233H104V235H106V237L103 235V237H105L107 240L108 239H111L109 236L111 235L112 236V239H113V234H114V239L112 240V241H110L109 243H111L110 244V246L108 245V243H106V246L108 245L109 247H110V249L109 250H106V248H104L103 249V246H104V244L103 243H101L103 246H101V244H100V241L103 239V237H102V235L100 236V237H98V235H100V234H102V233H100L99 231H97L98 232V235H97V238H99V239H101L100 241H99V245L102 247V248H100L101 250L103 249V251H102V256H103V252H104V250H106L105 252H104V254H105V257L107 256H109V257H111L109 254H112L113 255V258L112 259H109V257H108V260H112L113 261V263H111L110 262V264H128V262H127V259L130 257H132L131 255H134L133 253H131V255H129V253L128 252H130V250L131 249H133L136 245L134 244V240H132L133 241V244L135 245V246H133V244H132V248L131 249H126V250H122V249H124V248H126L127 246H123L122 245V249H121V253H123L122 255L120 254V252L119 253H117L116 254V247L119 245V243H120V239L122 240V238L121 237H125V236H122L123 235V232L120 230L119 231V229L117 228L116 230L114 229V231L112 230V232L110 231L109 232V230ZM136 229H137V227H136ZM139 229V228H138ZM137 229V230H138ZM160 229V228H159ZM229 229V230H230ZM243 229V228H242ZM242 229H241V231H242ZM10 230V229H9ZM26 230H27V228H26ZM91 230H89V231H87L88 233L91 231ZM95 230V229H94ZM119 231V233H121L122 232V235L120 236V239L118 238V236H119V234L118 235H116V233H115V231ZM123 230V229H122ZM129 230V231H130ZM140 230V229H139ZM152 230H153V228H152ZM151 230V231H152ZM161 230V229H160ZM191 230V231H190ZM206 230V229H205ZM204 230V233H202V237L201 236H199L200 238H205L207 235V237H209V234H207L206 236H204V234H206L205 231ZM4 231V230H3ZM11 231H12V229H11ZM28 232H29V230H27ZM126 231V230H125ZM128 231V230H127ZM127 231L125 232L126 233V235H127ZM141 231V232H142ZM203 231V230H202ZM1 232H2V230H1ZM10 232V231H9ZM15 232H16V230H15ZM28 232H26L25 231V233L24 234H26V236H27V234H28ZM36 232V233H35ZM95 233H94V236H96L95 234H97V232L96 231H94ZM135 232V231H134ZM139 232L140 231H138V233L137 232H135V234L137 233L138 234V236H139V238H140V235H139ZM140 232V233H141ZM146 232H148V231H146ZM152 232H154L155 233V231L153 230ZM158 232H160V231H158ZM166 232H165V234H166ZM234 232H233V230H232V235L234 236ZM243 232V231H242ZM241 232V233H242ZM12 233H13V231H12ZM32 233H30L31 235H32ZM37 233V238H39L40 236V233L38 234ZM74 233V234H73ZM100 233V234H99ZM124 233V234H125ZM130 233V232H129ZM128 233V234H129ZM143 233V232H142ZM149 234H150V232H148ZM154 233H152V234H154ZM197 233V232H196ZM201 233H199V234H201ZM228 233H230L231 234V231L230 232H228ZM20 234H21V232H20ZM87 234V233H86ZM90 234H91V232H90ZM89 234V236H90V238H91V236H93L92 234L90 235ZM134 233L133 232H131V234H130V238L132 237L131 235H133ZM134 234V235H135ZM148 234V235H149ZM150 235L151 237L153 236H156L155 234L154 235ZM227 234V233H226ZM236 234V233H235ZM238 234V233H237ZM2 235V234H1ZM0 235V236H1ZM7 235H10V233L9 234H7ZM17 235V234H16ZM22 235V234H21ZM134 235H133V237H134ZM196 235H198V234H195L194 235V240H195V236ZM242 236H243V234H241ZM240 235V236H241ZM39 236V237H38ZM76 236V238H75V240H74V237ZM83 237V239L84 240H82V242H81V240L79 241V239H80V237ZM86 236H88V235H86ZM107 236L109 237V238H107ZM117 236V238L116 239H119V243L117 242V240H115V237ZM136 236V235H135ZM150 236H149V238H150ZM165 237H166V235H164ZM168 236V235H167ZM239 236V235H238ZM237 236V237H238ZM5 237V236H4ZM30 237H32V236H30ZM36 237H33V239L35 240V245H36ZM137 237V236H136ZM136 237H135V239H136ZM142 238L143 237H145V236H141ZM8 238H11V237H7V240H8ZM44 239V241H45V237H43ZM95 238V237H94ZM94 238H92V240L94 239ZM127 237H125L124 238V240H125V244L127 243L128 244V240L130 239L129 238V236H128V238L129 239H126ZM138 238V237H137ZM145 238H147V235H146V237ZM143 239V240H147V239ZM204 238H203V240H204ZM25 239V238H24ZM28 239V238H27ZM98 239V240H99ZM131 239H134V238H131ZM167 239V240H166ZM208 239L209 238H206L205 239V241H207V244L205 243V241H204V243L202 244V242L200 243V241L202 240V239H199L197 242H199L198 244H201L202 246H204V244H206L205 246H207L208 247V245L209 244H213V245H215L214 244V242L212 243L211 242V239H209V241L211 242H209L208 241ZM213 239V238H212ZM215 239V238H214ZM240 239V238H239ZM0 240H1V238H0ZM2 240H4V239H2ZM1 240V241H2ZM10 240V239H9ZM31 240V239H30ZM39 240H40V238H39ZM38 240V241H39ZM90 240V239H89ZM124 240H122V241H124ZM136 240H138V239H136ZM238 240V239H237ZM5 241V240H4ZM18 241V240H17ZM24 241V240H23ZM75 241V242H74ZM79 241V242H78ZM87 241H88V239H87ZM87 241H86V243H87ZM94 241V240H93ZM95 241H96V238H95ZM95 241H94V243L92 242V244L94 245L95 244ZM105 241V240H104ZM104 241H101V242H104ZM121 241V242H122ZM130 241V240H129ZM142 241V240H141ZM148 241V240H147ZM150 241H152V240H150ZM164 241V242H165ZM196 241V240H195ZM215 241V240H214ZM217 241V240H216ZM234 241V240H233ZM240 240H238V242H236V243H240L239 242ZM243 241V240H242ZM11 242H13V240L11 241ZM10 242V243H11ZM15 242V241H14ZM21 242V241H20ZM89 242V241H88ZM106 242V241H105ZM138 243H139V241H137ZM136 241H135V243H137ZM143 242V241H142ZM141 242V243H142ZM209 242V243H208ZM235 242V241H234ZM5 243H6V241H5ZM4 243V245H6V247L8 246L9 247V245H8V243H9V241L5 244ZM29 243V242H28ZM33 243V242H32ZM41 244V242H38V245H40ZM45 243H48V242H45ZM148 243H151V242H148ZM153 243V242H152ZM152 243H151V245H152ZM31 244V243H30ZM84 244V243H83ZM83 244H82V246H83ZM91 244V243H90ZM91 244V245H92ZM96 244H98L97 242H96ZM122 243H120V245H121ZM140 244V243H139ZM138 244V245H139ZM146 242H143V245H144V249H145V247L147 248V246H146ZM197 244V243H196ZM217 244V243H216ZM241 244H242V242H241ZM244 244V243H243ZM242 244V245H243ZM0 245H2V244H0ZM11 245H13V244H11ZM37 245V246H38ZM42 245H44V244H42ZM86 245V244H85ZM88 245V251L86 252V253H88L90 250H91V248H90V245H89V243L87 244ZM86 245V246H87ZM92 245V246H93ZM119 245V246H120ZM140 245H142V244H140ZM139 245V246H140ZM148 245V244H147ZM151 245L148 247L149 249H150V247H151ZM201 245H199V246H201ZM220 245V244H219ZM237 245H239L240 246V244H237ZM242 245L240 246V248L242 247ZM17 246V245H16ZM22 246V245H21ZM34 246V245H33ZM32 246V247H33ZM45 246H46V244H45ZM86 246H84V247H86ZM91 246V247H92ZM95 246V245H94ZM100 246H98V249H99V247ZM138 246V247H139ZM182 246V247H181ZM198 246V245H197ZM210 246V245H209ZM212 246V245H211ZM5 247V246H4ZM28 247H29V245H28ZM32 247H30V248H32ZM35 248H36V246H34ZM33 247V248H34ZM38 247H39V249H38ZM37 248H36V250L38 251V250H40V246H38ZM43 247V246H42ZM96 247L97 246H95V249H96ZM105 247V246H104ZM124 247V248H123ZM129 247H130V243H129ZM129 247H127V248H129ZM142 247V246H141ZM213 247V246H212ZM231 247V246H230ZM1 248V247H0ZM10 248V247H9ZM8 248V249H9ZM24 248V247H23ZM34 248V249H35ZM94 248V247H93ZM118 248V249H119ZM153 248L154 247H152V250H153ZM184 248V249H183ZM197 248V247H196ZM199 248V250L198 251H200V247H198ZM209 248V247H208ZM45 249V248H44ZM94 249V255H96V257H98L97 255H99V252L97 251V249L95 250ZM108 249V248H107ZM114 249H115V251H114ZM139 249V248H138ZM142 249V248H141ZM182 251H181V250ZM210 249H212L211 247H210ZM242 249V248H241ZM11 250H12V247H11ZM10 249L7 251L8 253H9V251H11ZM24 250V249H23ZM28 250H29V248H28ZM27 250V251H28ZM41 250L43 251V249L41 248ZM40 250V251H41ZM87 250V249H86ZM128 250V252H125V251H127ZM160 250L162 251V252H160ZM203 250H206L204 247H203ZM239 249H237V251H238ZM1 251V250H0ZM15 251H17V250H15ZM19 251V250H18ZM30 251L32 252V253H36V251H32L31 249H30ZM29 251V252H30ZM92 251V250H91ZM95 251H97L98 252V254H95ZM118 251H120V250H118ZM117 251V252H118ZM123 251V252H122ZM132 251H134V250H131V252ZM145 251V250H144ZM143 251V252H144ZM156 251H157V249H156ZM212 252H214L213 251V249L211 250ZM240 251V250H239ZM257 251V250H256ZM22 252V251H21ZM26 252V251H25ZM24 252V253H25ZM31 252L29 253V256L30 255H32L31 254ZM83 252H85V251H83ZM93 252V251H92ZM96 252V253H97ZM124 252L126 253V254H124ZM142 252V253H143ZM184 252V253H183ZM187 252H190V251H187ZM186 252V253H187ZM196 252V251H195ZM202 252V251H201ZM200 252V253H201ZM212 252H210L209 251V249H207L206 251H205V253L203 254V255H200V259H199V262H201L202 260H206L207 258H210L211 259V257L213 258V256L211 255L212 254ZM5 253V252H4ZM90 253V252H89ZM127 253H128V255H129V257H128V255H127ZM135 253V252H134ZM144 253V254H145ZM192 253H194V252H192ZM203 253V252H202ZM231 253H232V250H231ZM235 253V252H234ZM240 253V252H239ZM5 254H7V253H5ZM4 254V255H5ZM11 254V253H10ZM23 254V253H22ZM28 254V253H27ZM38 255H39V252L37 253ZM90 254H92V253H90ZM89 254V255H90ZM136 254V253H135ZM183 254V255H182ZM194 254H196V253H194ZM197 254H199V252L197 253ZM196 254V255H197ZM214 254V253H213ZM241 254H242V251H241ZM1 255V254H0ZM21 255V254H20ZM33 255H35V254H33ZM32 255V257L30 258V260L32 261V258L34 257ZM38 255H35L36 257L38 256ZM86 255V254H85ZM93 255V254H92ZM101 255V254H100ZM100 255H99V257H100ZM141 255V254H140ZM193 255V254H192ZM191 254L189 255V261H187V262H192V263H194L192 260H193V258L195 257L196 258V255L193 257ZM221 255V254H220ZM222 255H224V254H222ZM238 255V254H237ZM240 255V254H239ZM10 256L11 255H9L8 254V257L10 258ZM12 256H13V254H12ZM25 256V255H24ZM29 256L27 257V258H29ZM42 256V255H41ZM45 256V255H44ZM44 256H43V259L46 261V263H47V260L44 258ZM87 256V255H86ZM85 256V257H86ZM91 256V255H90ZM101 256V257H102ZM190 256H191V258H192V260L190 259ZM233 256V255H232ZM235 256V255H234ZM241 256H243V255H241ZM15 257V256H14ZM20 257V256H19ZM35 257V258H36ZM89 256H87L86 258H88ZM95 257V256H94ZM94 257H89V259L91 258V263H92V261H94V260H92V258L94 259ZM95 257V260L97 259ZM98 257V259L97 260H99L100 258ZM105 257H103V258H105ZM137 258H136V260L138 259V257L139 256H136ZM198 257V256H197ZM215 257L216 258H218L217 256H216V254H215ZM225 257V256H224ZM238 257V259H239V257L240 256H237ZM236 257V258H237ZM0 258H1V262H2V257L0 256ZM5 258H7V255H6V257ZM38 258V257H37ZM41 258V257H40ZM52 258V259H51ZM141 258V256L139 257V261L141 260L140 259ZM182 258H183V260H182ZM194 258V260L196 261L194 264H196L197 263V261L198 260H196V259H198V258H196L195 259ZM216 258H214L215 259V261H216ZM220 258V257H219ZM218 258V259H219ZM249 258V257H248ZM11 259V258H10ZM34 259V258H33ZM43 259H41V260H43ZM68 260L66 263H65V260ZM106 259V258H105ZM134 259H135V257H134ZM142 259H144L142 262L144 263V264H147L148 262H144V261H146V259L145 258H143L142 257ZM180 259H181V261H180ZM207 260V261H209V263L211 262V260ZM214 259H212V260H214ZM218 259H217V261H218ZM233 259H235L234 257H233ZM240 259H241V257H240ZM9 260V259H8ZM17 260V259H16ZM15 260V261H16ZM26 260V259H25ZM34 260H36V259H34ZM38 260V259H37ZM36 260V261H37ZM52 260V261H51ZM86 260V259H85ZM96 260V261H97ZM101 260H103L102 258H101ZM100 260V261H101ZM151 260V261H150ZM154 260V261H153ZM178 260V261H177ZM188 260V259H187ZM191 260V261H190ZM236 260V259H235ZM242 260H243V258H242ZM246 261H247V259H245ZM6 261V260H5ZM14 261V260H13ZM14 261V262H15ZM22 261V260H21ZM90 261V260H89ZM104 261V260H103ZM107 261V260H106ZM184 263H183V262ZM214 261V262H215ZM222 260H220L219 262H215L216 264H218V263H220ZM240 261V260H239ZM249 261H251L250 259H249ZM249 261H247V262H249ZM33 262V261H32ZM35 262V261H34ZM33 262V263H34ZM42 262V261H41ZM102 262V261H101ZM108 263H109V261H107ZM137 262V261H136ZM141 262V261H140ZM173 262V261H172ZM178 262H180V263H178ZM204 262H206V261H204ZM204 262H202V263H204ZM214 262H211L212 264H214ZM229 262V261H228ZM6 263V262H5ZM8 263V262H7ZM19 263V262H18ZM24 263V261L22 262V264ZM28 263H29V261H28ZM28 263H25V264H28ZM33 263H31V264H33ZM38 263V262H37ZM86 263H87V261H86ZM85 262L83 263V264H86ZM89 264H90V262H88ZM133 263H135V262H133ZM137 263H139V262H137ZM136 263V264H137ZM148 263V264H149ZM192 263H189V264H192ZM207 263V262H206ZM210 263V264H211ZM225 263V262H224ZM233 263V262H232ZM236 263V262H235ZM249 263H251V262H249ZM1 264H4V263H1ZM14 264V263H13ZM17 264V263H16ZM20 264V263H19ZM30 264V263H29ZM35 264V263H34ZM43 264H45V262L43 263ZM93 264V263H92ZM95 264H97V263H95ZM98 264H100V263H98ZM102 264H106V263H104V262H102ZM130 264V263H129ZM141 264V263H140ZM154 264H155V262H154ZM173 264V263H172ZM174 264H175V261H174ZM199 264V263H198ZM205 264V263H204ZM237 264V263H236ZM254 264V263H253Z\"/></svg>","mask_w":264,"mask_h":264}]
</instances>
